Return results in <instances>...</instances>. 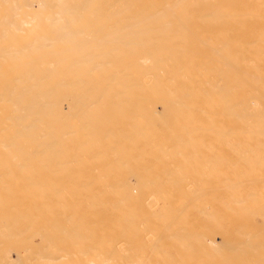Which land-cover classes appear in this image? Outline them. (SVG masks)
<instances>
[{
    "label": "bare ground",
    "instance_id": "6f19581e",
    "mask_svg": "<svg viewBox=\"0 0 264 264\" xmlns=\"http://www.w3.org/2000/svg\"><path fill=\"white\" fill-rule=\"evenodd\" d=\"M216 1L217 0H0V13L2 12V14H0V159L3 158V160H0V161H2V162H5V161L9 162L10 161L8 164L5 163L3 165L1 164L0 166H3V167H1L4 169V170L2 169L3 172L5 171V169H10L11 167H14V166H15V168H17V167L22 168V171H24L25 173L20 171L19 172L20 176L16 175V174H18L17 170L12 169L13 175H14V171H15L14 178L16 176L18 178L21 177V179L24 177L22 180H24V179L27 180L30 177L32 178V176L34 177L31 179L32 180L31 183L29 182L30 180L28 179L29 184H25L27 182L25 180H24L25 182L23 181L24 184H22V185H24V189H26L27 187L30 186L29 190L28 189L24 190V191L19 190V188L22 187L20 184L23 183L20 181L21 179L19 180L20 182L17 183V186L19 185L18 186V192H17V186L14 187V188H16L15 189L16 193L21 194L23 192L22 193V194H24L23 196L19 195L21 199H23L25 196H26V198L28 196L30 198V196H31V199H32V195L35 196L34 193H37L36 197L33 196L36 199L35 200L32 199V200H34L33 202L35 203V207H37V206H40V204L39 205L37 204L38 202L43 204L41 202L42 199H44L43 202L46 201V203H47V199L52 201V197H54L53 199L56 198L58 200L55 201V203L52 201V204L54 205V207L52 208L53 210L51 209L52 205H49V206H50V211L51 212L53 211V213L55 214L54 210L59 209L61 206V204L59 202V205H60V206L58 205L59 208L58 207L55 208V204L58 203V201H60L59 197L57 195L59 194V192L61 190H62L61 192H63L64 189H66L67 187L70 186V189L68 188L67 190H69L71 193V191H72L71 189H73V191H74V189L76 190L79 188V190H76L77 192L74 191L75 194L72 191V194L75 196L70 194L68 191L66 192V194L67 193L70 194V195L67 194L70 198L72 197L71 199L69 198L68 201H75V198H77V197L82 198V197L86 196L87 193L84 194L86 191L79 184V186L82 187V188H80L78 186V183H82V184L85 183L83 181L86 178H87L86 180L88 181V184H90L89 182H91V183L96 182L97 179H99V177H97L96 181L94 180L96 178V175H98V174L94 173L95 172V170H94L95 164L94 163L97 160L94 161V163L92 162V164H93L92 169L89 168L90 166L88 167V165H87L88 171L90 169V170H92L91 172L94 173V177H91L90 176V175H92L91 172L87 173L88 172L87 170H86V172L83 170L84 164L82 167H78L80 165L79 162L81 161V163L82 162L85 163L84 160L86 161V159L83 160L82 157H79L81 155L79 152L73 153V151H72L74 149L73 145H75V149H76L77 148L76 145L79 144V146L81 145V147H82V148L81 147L80 148L83 150L84 146H82V144L88 145V142L91 141L90 146H92L93 145L92 142L96 141L97 143H95V145H98L99 150H101V151L104 149L107 150V148H106L107 147L106 144L108 143L107 139H111V136L113 138L109 141L108 145H110V142H112L111 149L113 148L112 149L113 153L111 155H109V153H111V151L107 150V151H110V152H108L109 157H107V155L106 156L101 155L100 157L101 158L103 157V159H104V156L109 158L108 160L110 162L107 160V158L104 159V161L108 165L109 163H112L111 161L113 159L112 158L110 160V156L113 157V155H115V153H116V156L119 155V157L123 161L122 164L124 163L123 167H125L124 170L122 169L123 167L121 169L123 171L126 170L125 173L121 170L124 173V175L126 176V178H124V179H127L129 176H132L129 173H127V171H128L127 168L129 169L131 166L132 167L131 170L133 171V168H135V166L137 165V163L139 161L138 166H136V168H135V171H136L137 167L140 166L138 169V171L141 170V171H139L140 176L138 175L139 172H137L138 173L137 175L139 176V178L142 177L143 180H145L144 178L146 177V175H148V178L150 179V178H152L151 176L154 177L155 174L156 175L159 174V173H156V170H157V172H159L160 170H163V172L160 171V174L162 172L161 175H162V177H164L163 180H166L165 177L167 175H163V173L165 174L167 170H169V172H170L172 167H174V168H176V170L173 168V171L171 170L172 173L171 172H170L171 174L169 173V175L174 174V177L172 175L171 180L169 178L170 181L166 180L169 182L174 181L173 179H175L177 171L178 170L181 171V169H182V171H184V168L182 167L183 165L181 166V164L180 165H178V164L183 162L185 165L188 162V160L186 161V159H188V158H186V159L183 158L185 160V162H184V160H181L178 156L179 155L178 153H180L178 150V153L177 152H176V154H175V152L172 153V156H175V155L177 156L176 162L172 161V159H168V162H170L169 160H171L172 162L170 164H168L169 167L167 168L168 165L167 166L165 165L164 160H165V158L167 160V156L169 154L168 155L166 154L167 156L165 158L160 157V154H161L160 151L162 152L163 151L162 149H166V146L164 148V146H161V145L164 144L165 141H167L170 138L175 139L176 137L174 138V137L170 136V133L172 135V132L174 134V131L176 130L175 131V132H177L176 135H178V132H179L178 130H180L179 128L182 126H183L182 128H184V127H188L190 125V127H188L189 129H191L190 132L184 128L185 131L189 132L188 134H186L187 132H185V133L182 132V134H185L183 136H186V135L190 136L189 134H191V133L193 134L194 129H197V130L199 129L198 127L194 128L197 123H199L201 125L200 126L198 124L200 129L202 128L203 130H206V132H207L206 127L209 128V125L211 126V124H213V121L216 118V117H214L216 115H213V110L216 108V105H217L216 104L214 106L215 102H213L214 100L217 101L216 97H214L217 94H213V92H214V89H216L215 87L220 85V84L216 85L217 80L215 82V76L218 77L219 73H221V72L219 70L218 74L215 75V73H216L215 71H217L218 67L216 68L214 66V68L210 69L211 74H208V73H206L205 67L207 65H209L212 61H216V62L218 61L219 62V60H215L217 56L219 58H221V60L224 62V64L221 63V65L222 66L225 65V66H223L225 70L222 67L221 68L223 69L222 73H223V76L225 77L226 80L224 78H223V80L226 81L228 88H230L229 90H227L226 88L224 89V87H223V89H224L223 92L225 93L226 91L229 92L231 90L230 93L233 92L234 94H232V95H234V96H231V97H233V99L232 98L230 99L231 94L228 95L229 93L228 94L226 93L227 95H225L224 93L223 94L221 93L222 94L221 96H223V95L225 96V97L223 96L222 98H226V99H224V101L227 100L226 101L227 103L222 102L223 99H220L221 102L218 99V101L216 103L219 102L221 106H222L221 103H223L222 109L225 108V105H227V107L225 108L226 110H222L220 108L222 111L218 109V111L220 113L217 112L214 114L220 115V114H223V111H225L224 113H226L225 115L227 116L231 112L230 115L231 116L234 115L236 118H238L237 121L238 120H240V121L246 120V121H244V123L245 122L246 123L252 122L253 123L252 125H256L260 128H262V127L264 128V67L259 69L257 66H252V67L250 66L252 59L259 57L261 54H263L262 50L264 51V0H219V2L217 1L218 3ZM223 15H225L227 17L222 18ZM213 16H214L213 19H210V20L208 19V18L213 17ZM101 17H102V19H103V17H105V19L108 18L109 22H107L108 20L106 22H102V21L101 22H90L91 20L93 21V19H96V18L101 19ZM197 17H204V18L207 17V21H206V18L205 19L202 18L203 20H196L195 18H197ZM215 17L221 18L222 21H224L223 19H225L224 23L225 24L228 23V24H230V26L229 25H223L224 23L222 24L221 23L222 21L218 20L219 18L216 19ZM110 18H116V20L114 19L112 21V19H110ZM226 18L227 19L229 18L230 21L228 22V20ZM197 19H199V18H197ZM215 19L218 20L219 23L222 24V26L220 24H217L218 21H216ZM86 20H89V21L87 22ZM226 20H227V22H226ZM202 21H203V23H202ZM206 22L207 23L209 22V25H211V26L212 25L215 26V24H217L218 27L219 26L222 27L221 28L222 30L221 29L216 30V29H218V28H216L214 30L215 31L214 32L209 27V25H207ZM201 23H202V25L200 26ZM204 23H206V26L209 27L208 30L205 29L206 26ZM29 25H30V27L28 28ZM203 25H204V27H203ZM193 26H195L194 31L198 30V28H201L202 31L199 30L198 32L197 31L192 32L193 29L191 27H193ZM214 26H213V29L216 27V26L215 27ZM225 26H226V28H225ZM98 27H101V28H98ZM102 27H103V29H102ZM169 27L170 28L173 27L172 30L168 29ZM203 30L205 31V33L207 31L211 33L210 35L207 34V35H209V37L202 38V36H199L200 33L203 32ZM210 30H212L213 33ZM214 33L216 36H214ZM202 35H204V34H202ZM219 35H221V37H222L221 40L219 39L220 38ZM214 37L218 38L217 41H219V43L216 42V39H214ZM3 41H4V43H3ZM215 43L218 45L220 44V45L217 46V45H215ZM188 45L200 46V47H197L194 49H199V50L210 49L211 50V52L208 53V55H207L209 61L202 64L204 67L202 72L197 73L194 77V78H197L201 83L196 84L197 81H195L193 79V81H189L190 86L186 85V81H185V77L187 76L186 71H185L186 65H182V63L184 62V59H185L184 51H186V49H187L186 47ZM186 60H189V58L187 57ZM252 62L255 65H258V63H260L261 61L254 59ZM219 69H220V67H219ZM185 74H186V76H185ZM191 74H193L192 70H189L188 77ZM221 76H222V74L219 77H221ZM221 80L222 79H219L218 83ZM223 80L221 81V85L224 82ZM210 84L213 85L214 87L210 90H207ZM198 87L200 88V90L193 91L194 89H197ZM189 88H190V90H189ZM223 89H221V90H223ZM236 95H237V97H235ZM187 97H188V100H187ZM213 97L215 99H213ZM195 101L197 102L196 106H194ZM253 104L255 107L252 106ZM157 105H161V111H159L156 108ZM133 109H135V111H136V113L133 111V113H135L134 115H136L138 112L137 115L142 114L143 116L144 115L145 116L142 117V115H141V117L138 118L136 121L132 119L133 117L129 118L131 115H133L131 113V115L129 116V113ZM157 111H159V113H160L158 115H161L159 118L154 117L157 115V113H156V115L152 116V114L157 112ZM215 111H216V109H215ZM226 111H228V112L230 111V112L228 113ZM147 113H148V118L146 120V114ZM161 113H164V115H162ZM232 113H233V115H232ZM186 114L188 115V117H186ZM225 115L224 116L222 115V116L225 118ZM230 115L227 118H229ZM134 118H136V116H134ZM143 118H145V119L143 120ZM224 118L221 119L220 117H218L216 119H221L222 121H220V122H222L223 125H224V123L226 124V122H228L230 124V121H227V118H226V122H225ZM130 119H132V121ZM228 120H230V119H228ZM215 122L217 123L219 121L215 120ZM232 122L234 124L235 120L231 121V123ZM216 123L214 124V127L216 126ZM239 123H241V122H239ZM239 123L235 122V125L239 124ZM192 124H193V126H192ZM229 124H227V125L230 128V130L226 126L228 128V129H226L227 130L226 133H228L227 134L228 137H230V135L232 134V133L229 134L231 132V130L233 132V129H234L233 124H231L233 129L231 128V125H229ZM242 124H243V121H242ZM202 125H205V129H204V126H202ZM217 125H219V124H217ZM252 125H250L249 128H251ZM130 126L132 128H135L134 132H132V134H131V131L129 130L130 135H132V136H130V139L133 138V139H131V140H133V142L136 141V138L138 141V139L142 136L143 132L146 133V128H150L153 130L159 129L161 131V128L166 127L167 129H165L164 131L168 132L169 136H167L166 135L167 133H164L163 130H162L163 132L161 131V133L159 132V130H157L156 132L152 131V132H149L148 136H150V134L153 135V134L157 133V134H155V135H157V137H155V135H154L153 138H151L152 141H151V139L149 140L151 142H148V140L147 141L145 140V143L143 144L142 141L144 139H148V136L145 134L147 136V138H146V136L143 137L144 136V134H143V136L141 137L143 140L141 141V138H140V140L138 141L139 144L141 141V143L143 145L140 144V147H139V144L137 143V141L135 143H137L138 145L135 143H132V144L128 143L127 142L128 141V134L124 135L126 133L123 130H121V132L119 130L120 128L130 127ZM145 126H146V128H145ZM170 126H171L172 130L174 129V131H172L169 128L170 129V132H169L168 127H170ZM175 126H176V128H175ZM178 126H180V127L178 128ZM246 126H248V125L246 124ZM143 127H144L145 131L140 130V128L143 129ZM219 127L221 129V125ZM239 127H240L239 129H241L243 127V125L239 126ZM244 127H245V125H244ZM192 128H193V130H192ZM245 128H247V127H245ZM263 128H262V130L258 129L259 131H261L260 134L263 131L262 135H264V129ZM236 129H238L237 126H236ZM139 130L142 131V134L140 132H138ZM228 130L230 132H228ZM199 131H197V132H199ZM223 131H222V133H225V131L224 132ZM237 131H236V133H237ZM241 131L243 133H247L246 130H241ZM253 131H255V129H253ZM201 132H202V130H201ZM203 132L206 133L205 131H203ZM236 133L233 132V134H235V137L238 135ZM238 133H239V131H238ZM254 133L256 134V132H254ZM257 133H258V131H257ZM72 134H75V135H73L74 137L72 136ZM122 134L125 137L127 136V138L125 139V137ZM179 134H181V132ZM225 134H223V135H225ZM247 134H249L250 138L253 136V134H251V135H250V133H247ZM136 135H137V137H136ZM194 135H196L197 137L196 136L195 137L198 138L199 133L195 134V130H194ZM194 135H192L193 138H194ZM208 135L210 136L211 133L205 135L204 136L205 139H203V140H206V138H207V140L212 138V136L209 138ZM68 136H69V138H68ZM121 136L124 137L126 142L124 140H122L123 138L119 139V137H121ZM192 136L190 137L191 138L190 141L188 139V141H187L188 143L192 142V140L196 139V138L193 139ZM242 136L243 135H241V139L243 138ZM257 136H258V140L256 138V139H252V141L256 140L255 142H258L261 140L260 143L261 142L262 143L260 145H263L264 142L262 141V138H264V137H261L259 135H257ZM150 137H152V136H150ZM178 137H181V136L178 135ZM247 137H248V135H247ZM259 137H261V139H259ZM114 138H115V140H114ZM117 138L119 141L117 140ZM134 138H135V141H134ZM184 138H185V140H187V137H184ZM200 138H201V136H200ZM178 139H177V142H178ZM237 139H238V137H237ZM239 139H240V136H239ZM98 140L101 142L103 141V143L100 142V145H99ZM153 140H154V143H155V141H157V143H155L156 145L153 143ZM230 140L233 141L232 139H230ZM230 140H229V142H231ZM64 141L66 143L68 141L70 142L69 144L68 143L67 144L69 145V148L71 147L70 148L71 150L67 151L68 146L66 145V143ZM104 141H105V143L107 142L105 144V146H103L105 148L102 147V144H104ZM116 141H118L122 145L124 144L123 146H125V147L130 146V145H132L133 148L139 147L138 148L139 150L143 146L145 148L144 150L147 151L145 154H147L149 152L148 150L150 149L148 146L147 147L148 150H147V148H146L147 145L151 144L152 146H154V145L159 146L158 143L160 142L161 148L163 147L162 149L159 147H155V146L154 147H155V151L160 150L159 155H157V152H156V155L158 156L156 158L158 159L160 157V159H162L163 161H162V163H160L161 161L159 159H158L159 161H157V160L156 161L158 163H160L161 165L163 164L162 166H164V165L165 166L160 167L161 165L155 162V157L151 156L152 157L151 158L150 155H147L146 158L147 159L149 157L151 159L154 158L153 161L152 160L151 161L145 160L146 158L144 156V158L141 160L145 161L144 165H146V166L148 165L147 166L148 168L146 166H143L142 165L143 161L139 160L140 157H143V156H140L139 154L143 155L145 151L143 153L141 151L138 153V151H136L138 149L135 150V152H137L138 155L137 154L134 155L131 153L129 154V152L126 151V148L123 149V150H125L124 151L125 153H123L124 155L122 153L120 155V152L123 151L122 149L117 150L119 148H116V151L114 150L115 147L119 146L118 142H116ZM197 141L199 142L198 139H197ZM209 141H211V140H209ZM246 141H248V140H246ZM71 142L72 143L75 142L76 144L75 143L72 144ZM113 142L114 143L116 142L115 143L116 145H114ZM121 142H123V143H121ZM129 142H130V140H129ZM169 142H167V144H169ZM175 142H176V139H175ZM194 142H196V140ZM194 142L192 144L195 146ZM218 142H220V141H218ZM223 142H225V141H223ZM234 142H232V143L235 146L236 142L235 143ZM125 143H126V145H125ZM171 143H172V145H174L172 140H171L170 144ZM180 143H181V141L179 142V144ZM249 143H250V141H249ZM64 144L66 147L63 151V148H60V147L63 146ZM70 144H71V146H70ZM133 144H135V145H133ZM258 144H259V142H258ZM255 145H257V144H255ZM177 146H179V145H177ZM183 146H185V145H182V147ZM93 147H95V146H93ZM96 147H95V149H96L95 151L98 152L99 150ZM154 147H153V149H154ZM170 147L171 146L169 145V148ZM223 147H220V148L222 149ZM263 147L264 146H262V148H261L262 153H264ZM80 148H77L78 149L77 151H79ZM120 148H122V146ZM128 148H130V147H127V150H128ZM169 148H167V149L170 151L171 149H169ZM179 148H181V146ZM179 148L177 147V149H179ZM195 148H197V147L195 146ZM208 148H210V147H208ZM153 149H152V151H154ZM177 149H175V150H177ZM203 149L204 148L200 147V150L203 151ZM254 149L256 150V148H254ZM254 149L253 150L249 149V150L255 151ZM106 150H104V151L106 152ZM141 150H143V149H141ZM166 150L162 153V155H161L162 157H164L163 154L168 153L167 152L168 150L167 151ZM66 151H67V153H66ZM95 151H94V154H96ZM104 151H102V152H104ZM182 151L183 150H181V152ZM60 152H62V154H63V152L66 153L65 154L66 156L61 155L60 159H57L58 157H56V156H60V154H58ZM68 152H70V155L73 154V155H71V158H72V156L74 158L75 154H77V153L80 154V155L79 154L77 155V158L82 159V160H80V161L77 160L78 163L76 165H78L77 166L78 169L82 168L84 174L86 173L85 174L86 177L82 174L83 172L81 171V169L78 170L75 167L78 170V173H79V171H81L80 176H82V178H80V179H82L81 180L82 182L80 180H79V182H77L78 177H79V175L76 173L77 170L75 169L76 171H74V174H70L71 170L69 171L68 167L71 168V166H70L71 164L68 165V163L66 164V163L62 162L63 166H68L67 168H68L69 174H65V172L63 170H61L63 168L61 166L62 168L61 167H59V168H61L60 171H63V172L57 171L60 173L56 174V170H54V173L57 175L56 178H55L56 175L51 172L52 174H50V175L51 176L55 175L54 177L50 178V176H49V179H47L48 176L45 177V175H46L45 174V175H43V179L45 178L46 181L49 180V181H47L48 185H53V183L56 182L55 185L52 186L53 187L52 189H54V186H57L56 185L57 181H58L59 186L61 184L60 187H62V185H64V187H63L64 189L60 188V191L58 192V190H57V193L54 192L55 193L54 194L53 191H49L50 190L49 186L46 187L48 189L44 188L45 187L44 185H47V183L46 184L43 183L44 185L42 184L41 186H44V187H42V190L43 189L44 190L43 191L40 190V191H42L41 194L42 193L45 194L46 197L42 198V199L40 198L38 200V187H37V189H34V191L30 190V188L34 187V186H35L34 188H36V185L38 186V182L40 184V181L42 182L43 179L38 180V179L42 178L41 176H38V174H37L38 170H36V172H34L36 174L31 173V172H33L32 170L35 169L34 168L35 165L33 166V164H32L33 169L29 168L31 165L30 162L33 160H36V161H38V163H40L39 159L43 158L41 160V162L44 163L46 160L49 159L48 160L49 162L46 161L47 164H44L46 169L50 165V167L47 170L51 171L52 169H55V168L58 170L57 165L60 166L61 160H63L64 157L65 158L67 157V159H69L70 155L67 156L69 154ZM87 152L89 154L88 153L87 154L85 153V154L88 157L91 156L90 158H92V157L96 158L97 155H100V152L96 156H94L93 154L91 155V153L89 151H87ZM227 152H228V150H227ZM259 152H260V150L259 151L256 150L257 154ZM261 152L259 153V155L261 154ZM82 154H84V153H82ZM104 154H107V152ZM149 154H150V152H149ZM185 154L187 155L188 152ZM134 156L135 157L138 156L139 159H136L137 157L135 158ZM54 157L57 160H59V162H57L56 159H53ZM84 157H85V155H84ZM126 157H129V158H126ZM181 157H183V155H181ZM61 158H63V159H61ZM71 158H70L71 161L70 160H67V161L72 162L73 163L72 166L74 168V165H75L74 162H76V160L75 159L72 160ZM90 158H88V159H90ZM95 158H93V160ZM101 158H99V159L102 160ZM178 158H179V161H178ZM174 159H175V157H174ZM100 160H98V164H99ZM113 160H115V158ZM180 160H181V162H180ZM50 161H53L54 167L56 165L55 168H53V165L51 164ZM54 161H56L57 164L56 163L54 164ZM177 161H178V164L175 167V164L177 163ZM11 162H13V163H11ZM107 162H109V163H107ZM127 162H129L128 166H127ZM131 162L132 163L135 162L136 164L135 163L130 164ZM149 162H151L153 166L155 165L158 169L159 168H161V169H159V171H158V169L156 167H150L149 168ZM173 162L175 163L174 166H173ZM242 162H244V164L247 167L245 166V168H244V164H243V169L241 168V165H239V167H237V168L235 167L234 170H232L233 168L229 169L230 171L232 170L231 176L233 177L234 181L228 182V184H226V182L224 181L225 184H222L224 179L223 180L221 179L222 183H219V185L217 186L219 188L223 187L222 190H226V192H228V193H226V195L223 196L222 192H220L221 195L217 196L218 198L216 196H213L212 200H211V197H209L210 198L209 200L207 197L204 198L203 195L206 192L205 190H204L205 192L202 194L203 197L201 195H199L198 198L195 197L194 194H196L198 191L197 192L195 191L196 193H194V190H195L194 187L186 186L187 188L189 187V189L191 188L190 191H192V193H194L193 194L194 196L192 195V197H191L192 193H190V195H189L190 198L187 195L185 196L186 192L187 193L190 192V191H187V188H186V191H184V193H181V188H183V190H185L184 184L187 183L186 181L183 182L182 180H186L187 178L189 180L188 176L185 178L180 177V179L182 178L181 181L183 184L181 183V181L177 182L176 181L177 178L175 179V181L178 183V185L179 184L182 185L181 188L179 187L180 185L175 186L176 183H174V182L170 183V185L173 183L172 184L173 186L171 185L172 188L175 187V189H178V190L180 189L179 192L176 190V192L178 194L181 193V196H183L184 198L186 197L185 199L184 198H181V199L186 200L189 198L186 202L191 201L194 198L199 199V201H198L199 203L203 202V203H201L203 205L202 207L198 206V203H196L195 201L190 202V203H192V205H190V206L187 203H183V204L188 205L189 208L194 207V210L198 206V208L201 211L200 210L198 211L197 208H196V211L200 212V213L203 211L201 214L198 213V214H200L198 216L200 217L203 213H205L207 216V219L209 220L208 223H205V220L203 221L202 219H200L204 222V224H202L200 220L197 221L198 216L196 214V211H193V209H192V211L194 213L191 214L193 217L190 216V213L192 212V211L190 212V210H191L190 209L189 210L190 213L188 212V214H187L190 216V218L187 217V219H186L187 221L185 220L186 226L184 228H180V227L184 226L181 224L182 216L178 215V214L177 215L175 214V216H174V214H173L174 212L176 213L177 210L176 211H174L175 209L170 210V209H172V208H170L169 210L172 211V213L166 214L165 211H168L167 208H162V211L166 209L164 211L165 213H163L166 215L161 214L162 211L159 213V214H161L160 218H162V215H163V218H164V216H167V217L170 216L171 221L174 220L172 218L179 216L177 219L175 218V220H174V221H176L177 225L179 224L178 221H180V224H179L180 226L178 225L179 229L177 228L176 223L174 224V221L172 222L173 223L172 224V223H170V220H167L170 223V225L171 226L174 225L173 228L175 227V228H177V230L174 229L175 231L173 230V232L170 231V233H168V232L165 233L164 238L168 235L166 237L167 238L166 240L175 238L176 239V240H174L175 245L177 244V242H179L178 244L182 248V250L180 249L179 251H182V252H180L181 255L178 254V256H180L178 258H180V259L182 258L183 260H185V262H186L185 264H191L192 258H195V260H197L198 264H199V261H200V264H201V262H203L202 264H209V261L207 262V259L211 258V259H213V264H215L214 261L216 260V257L218 258V254H222L223 258H222V260L218 259L219 261L217 260L218 262L216 264H264V157L258 158V159L254 158V160L244 157ZM86 163H85V167H86ZM88 163H89V160H88ZM90 163H91V161H90ZM114 163L116 164V161ZM114 163H112V166ZM189 163L190 162H188V164ZM209 163H211V162H209ZM64 164H66V165H64ZM106 164L103 167L107 166ZM125 164L127 167L125 166ZM44 165L42 166L43 170L45 168ZM46 165H48V166H46ZM102 165H103V163H102ZM109 165H111V164H109ZM170 165L172 167H170ZM142 166H143V168H142ZM177 166H178V168L180 166L181 169L180 168L177 169ZM4 167H7V168H4ZM96 167H97V165H95V168ZM103 167H101V168H103ZM23 168L31 169V172H30V170H28L29 171L28 172L27 169L23 170ZM113 168L111 167V169H113ZM144 168H147V170ZM151 168H152V170L148 171ZM189 168H192V165ZM224 168H225V166H224ZM46 169H45V173H47ZM99 169H100V167L96 171L99 172ZM111 169L109 167L108 168L109 172L107 171V169H105L106 171L105 170L104 171H105V173L108 172L107 173L108 175H111V174L113 175L114 173H117V172H115L116 168H114L115 171L113 170L114 173H112V172L110 173ZM142 169L144 171L146 170L145 175H144V172ZM212 169H214V168H212ZM19 170H21V169H19ZM174 170H175V173H174ZM50 171H49V173H50ZM132 171H131V174L136 173L135 171H133L134 173ZM147 171H148V174H147ZM182 171H181V173H183ZM141 172H142V175H141ZM151 172H153V173H151ZM223 172H225V171H223ZM2 173L0 174V182L3 181L5 184L3 186V183H0V185H2V187H4V190H5L6 184L8 186H11V184L14 185V183H12V182L8 183V181L6 182V179L8 177L5 176V174H9L10 172L5 173V174L3 173L6 178H3L5 181L4 180L1 181V178L3 177V176H1V175H3ZM20 173H23V174L21 175ZM150 173L154 174V175H151ZM184 173H186V170ZM26 174H29L30 177H28L29 175L23 176ZM60 174L66 175V177H64V178L66 180L67 179L68 180L66 181L65 179H63L66 182H68L71 179L73 180V178H74V180L72 182L74 185L76 182L77 185H75L73 187L72 186L73 184L71 185L70 183H72V182H70V181L67 183L68 186H67V184H62L65 182L61 181L60 178L58 177V175L59 176H64V175H60ZM167 174H168V171H167ZM178 174H180V173L178 172ZM198 174H200V173H198ZM10 175L13 176L12 174H10ZM35 175H37L38 177H41V178H38L37 176L35 177ZM67 175H68V178H67ZM69 175H73L75 177H73V176L70 177ZM77 175H78V177H76ZM87 175H89L92 178V181L93 180L94 181L93 182L90 181V177ZM114 175L115 176H112V177L115 178V180L119 178L118 181L116 180L119 183V181L121 180L120 177L117 176L118 174L117 175L114 174ZM124 175H123V177H125ZM137 175L135 174L133 176V178H135V177L137 178L138 177ZM159 175L157 177L155 176V178H157V179L159 178L158 180L160 182L162 177H161V175L160 176ZM253 176L255 178H251ZM10 178H12V177H10ZM35 178H37V179H35ZM57 178H59V179H57ZM75 178H77L76 181H75ZM83 178H84V180H83ZM105 178L106 177H104V179ZM139 178H137V179H139ZM155 178H152V179L156 182L157 179L155 180ZM166 178L168 179V177H166ZM228 178H229V175H228ZM246 178L247 179L249 178V180L252 179L254 181V182L251 181L253 184L249 185L251 182L248 184L246 181L245 182L248 185H246L245 182L243 184V180H245ZM33 179L35 182H33ZM50 179H53L55 182L52 180H51L52 181L51 182ZM124 179H123V182L121 180V184L124 182H129L128 181L129 179L127 181H125ZM180 179H178V180H180ZM14 180L16 181V179H14ZM14 180H13V182H15ZM143 180L140 181L142 184H143ZM201 180H204V179H201ZM209 180H210V178H209ZM249 180H247V181H249ZM36 181H37V183H36ZM146 181H148L149 184H146L145 182L144 183L146 185L150 186L151 181H149V180H146ZM49 182L51 184H49ZM98 182L99 181H97V183ZM152 182H151V185H152ZM155 182H153V183H155ZM169 182H168V184H169ZM258 182H259V184H258ZM137 183L138 184H135V188H134L135 190L128 187L131 189L130 191H136L137 192V189L138 188L140 189V187H141L142 188L141 191H139V189H138L139 194L143 191H145L144 193H147V194H148V192H153V195H151V196L155 197L156 193L154 194V192L156 190L153 189L154 190L153 191L150 189L151 190L150 191L149 190L150 187H148V186H147L148 188H143V186L145 184L139 185L138 180H137ZM157 183L158 182H156V184ZM163 183H165L167 185V183L165 181H163ZM15 184H16V182H15ZM85 184H87V183H85ZM102 184H107V182L105 183V181H103V183L101 182V184L98 183L99 186H101ZM162 184H160V183H159V185L154 184V186L155 187L157 186L158 188H159V186H163V187L166 186V185L164 186ZM199 184H198V186L200 187L201 185H199ZM215 184L216 183H214V185L212 184L213 185L212 189L215 188ZM7 185H6V187H8ZM111 185H112V183H111ZM111 185L108 184L109 187ZM119 185H120V183H119ZM136 185L137 186L139 185V187L137 188ZM193 185H195V183ZM259 185H260V187H259ZM65 186H67V187L65 188ZM77 186H78V188H77ZM89 186H91V185H89ZM102 186L104 187L105 185H102ZM122 186H123V184H122ZM129 186H130V184H129ZM171 186H168V185L166 186L167 191H170L172 189ZM198 186L196 189H199ZM11 187L8 189H11ZM93 187L94 186L92 184V187H89V189L87 187L86 188H87V190H90ZM114 187L115 186H113V188ZM120 187H119V190L121 191L122 189ZM169 187L171 188L170 190H169ZM225 187L228 188V191ZM55 188L57 189V187H55ZM108 188L107 189L104 188V189L108 190ZM110 188H112V187H110ZM113 188H112V190H113ZM122 188H124V187H122ZM151 188H153V187L151 186ZM158 188H157V190H158ZM243 188H244V190H242ZM56 189H55V191H56ZM97 189H99L100 191L96 192L95 188H94V191H93V189H92V191H93V193L95 192L96 196L98 195L97 199L99 201H102L104 204V199L106 197L100 196V195L103 193L105 195L106 193H109L110 191L106 192V190H105L102 193L101 191L103 189L98 188V187H97ZM159 189H161V192H162L163 188L160 187ZM1 190H3V188ZM6 190H7V188H6ZM81 190L85 191L84 193L82 192L83 193L82 197L80 196V195H82ZM114 190L113 191L116 192L118 190V188H117V190L114 188ZM119 190H118V193H116V194H120ZM146 190H148V192H146ZM165 190L166 189H164L163 196L161 195V192H157V191L156 192H157V194L160 193L159 195H161L162 197H164V198L166 197L167 199L168 198L170 199V197H167V194H166L167 191L165 192ZM45 191L46 192L49 191L50 193L52 192L51 194L53 196L49 192H48V194H46ZM92 191L91 190L88 191L87 196L89 198H92V196H93L95 199L96 197L93 195ZM125 191L126 190L124 188V192ZM158 191H160V190H158ZM171 191H174V188ZM171 191H170V196H172V193H173ZM7 192H9V194H10L9 190L6 191V193L3 191V194L4 193L7 194ZM24 192H26L27 194L25 195ZM61 192H60V194H61ZM89 192H91L92 194L91 193L89 194ZM176 192L172 196V197H174V199L176 198L175 194L177 195ZM199 192H202V191H199ZM210 192H208V193H210ZM218 192H217V194L219 195ZM77 193L80 195H78ZM99 193H100V195H99ZM208 193H205V194H208ZM0 194H1V191H0ZM5 194H4V196H2V194L0 195V197H1L0 200L3 203V206L5 205L4 203L6 201L9 203L10 197H12L15 193H13V194L11 193L10 194L11 196H9V198L7 197L8 196L7 195L6 198H8V199L3 200V199H5L4 198ZM63 194H64V192L60 195L61 200L63 199L61 201L62 205H63V203H65V201L67 202L66 198H65L66 200L64 201V196L66 194L65 195H63ZM116 194H115V196L120 197ZM124 194L126 195L127 193L125 192ZM131 194H132V192H131ZM149 194H151V193H149ZM258 194H260L259 199H257ZM15 195H17V194H15ZM47 195H48V197H47ZM49 195L52 197L49 198L50 197ZM54 195H56L57 197ZM62 195H63V197H62ZM109 195L113 196L114 194L112 195V193L110 192ZM123 195L121 197H124ZM133 195L134 194H132V196ZM256 195H257V197H256ZM19 196H18V198H19ZM107 196H108V194H107ZM115 196H113V198ZM151 196H150V198H151ZM205 196H207V195H205ZM73 197H75V198H73ZM88 197H85V198H88ZM99 197L102 198V200L99 199ZM117 197H115V200H114L115 205L117 202L116 200L119 199ZM133 197L137 200V198H136L137 196L136 197L133 196ZM145 197L146 196L142 197L141 207L144 206L143 198H145ZM26 198H25V200H26ZM29 198H27V199H29ZM80 198H77V199L80 200ZM85 198H82L81 200L84 201ZM134 198H133V200H134ZM19 199L17 201H19ZM77 199H76V202H74V203L78 202ZM109 199L111 200L112 197L111 198L109 197ZM109 199L105 200V202L110 201ZM124 199H123V201H124ZM151 199H154V198H151ZM172 199H170V200H172ZM205 199H207V200L204 201ZM126 200H128L127 203L129 202L128 204H130V200L128 198V195L126 196ZM150 200H148V201H150ZM80 201H79V203H80ZM86 201H87V199L83 203L86 206H83L82 203H81V205L77 203L78 206L80 205L81 208H80V210H77V209H79V207L76 206V216H75V212H74L75 209L74 208H73V212H72V214H74V216L73 215L71 216V213H70L69 218H68V217H66L67 215L65 216V213L62 214L64 211L63 209L66 206V203H65V205H63V208L62 209L60 208L61 211L63 210L62 213H57L58 216H59V214L64 215L65 218L63 216L58 218V216L56 214L55 215L53 214L56 219L53 220L54 216H50V218L53 221H57V218H58V220H60L61 218H64V221L65 220L67 221L71 217L75 218V217H77V212H79V211L83 212V211H85V210H83L84 207L88 208L87 205L91 206V205H95V203H96V202H94V204H89V201H91V199L89 201H87L88 203ZM99 201L97 203L98 205L96 204V207L99 206V203H100ZM119 201H120V199H119ZM155 201L156 200H154V202ZM157 201H158V199H157ZM157 201H156V203H157ZM210 201L214 202L217 210H219L218 212H215V210L213 209L214 207L211 206V204H213V203H210ZM7 202H6V204H7ZM11 202H13L11 205V207H12L14 204V200ZM27 202H29V204H27L28 206L30 205L31 207H34L33 205H31L32 203L29 200H27ZM249 202L253 205L249 204L250 205L249 206L248 204H246ZM48 203H49V201H48ZM71 203L72 202H69L67 204L68 205L67 208L69 206H71L70 210H72V206L75 207V205H72L74 203H72V204ZM117 203H120V202H117ZM133 203H135V201L131 203L132 207L128 206L130 209L126 206V204L124 205V206H126V209L128 208V210H130L129 216L126 214H123L124 210H120V212L122 211V214L126 216L125 219H124V217L121 216L120 213H119L120 215H118L119 209L113 208V205L110 206L111 208L109 206L106 207V204H107L106 203L104 205V207L107 209V212L110 211L111 209H114V210L116 209L117 211L116 210L115 211H116V214L118 216H116V215L114 216L113 214H115V213L111 214V212H108V214L110 213L111 215H113L112 217H118L117 219H119V217H122L123 219L120 218L121 220H125L126 222H129L130 220L126 219L127 216H128V218L131 217L130 216L131 210L132 209L135 210V208L137 209V205H134V206H136L134 208ZM148 203L145 204L146 206H144L146 208L145 210H147V208L149 209V207H151V205H152L150 202L149 203L150 206L148 207L147 206ZM17 204H14L13 208H15L17 213H18L20 211L17 210V206H16ZM20 204H21V202H20ZM20 204H18V206ZM109 204L111 205V203H109ZM109 204H107V205H109ZM178 204L181 205V203H179V202H178ZM178 204H176L175 207H173V208H177L176 206ZM207 204H209L212 207V211L211 210L208 211L209 209H207V207H208ZM8 205L9 204H7L5 206H8ZM154 205H156V204L154 203L153 206ZM170 205L173 206V203L169 202L168 206H170ZM44 206H46V205H44ZM44 206H42V210H48L47 209L48 205H47V207H44ZM153 206H152V208H153ZM1 207H2V205L0 206V208ZM22 207H23V205H22ZM25 207H27V206H24L23 209ZM31 207H28L29 209L28 208H26V209H28V210L32 209L31 211L35 212V210H33L35 208H31ZM101 207L102 206H100L99 209ZM164 207H167V206H164ZM181 207L182 206H179V209ZM7 208H9V206ZM39 208L41 209V207H39ZM67 208H65L64 212H66ZM90 208H93V206L89 207V209ZM94 208H95V206H94ZM94 208H93V210H94ZM186 208H184L185 213H187V211L189 209V208H187V209ZM20 209H21V207H20ZM97 209H98V207H97ZM97 209H96V212H97ZM2 210L0 212H2ZM5 210H6V208H5ZM60 210H59V212H61ZM70 210L67 212V214L69 212H71ZM81 210H83V211H81ZM91 210L92 209H90L89 211L87 210L88 212H90L88 214L85 211L86 215H84V212H83V214L81 213V216L83 215V216H86L88 218L89 216H91L89 214H92V216L94 217L95 212L93 213V210H92V212H91ZM114 210H112V211H114ZM140 210H141V208H140ZM184 210L182 212L178 211V213L180 212V214H182V213H184ZM10 211L12 212L11 209H10ZM10 211H9V213H10ZM21 211H22V209H21ZM37 211L39 212V209ZM141 211L144 212V209H142ZM141 211L139 212L141 214L139 216V218H138V216H136L137 218L135 217L136 213L134 211L132 212L133 213L132 215L135 217L136 221H138V222L140 219H141L140 221L143 222L145 220L144 218L148 219V217L151 216L150 214H152L151 208L149 211L150 214L147 215L148 217L145 216L146 215L145 213L147 211H145L144 214H143V212L141 213ZM41 212H39V213H41ZM80 212H79V215H80ZM127 212L125 210V213H127ZM157 212H159V211H157ZM20 213H23V212H20ZM31 213H29V214H31ZM39 213H33V214L35 216H38V218H39L40 217V215H38ZM99 213L101 214V210ZM29 214H28V216H29ZM48 214L51 215L52 213H48ZM9 215L10 216H8L6 213H3V212L0 215V219L2 217V218H4L3 220L5 221V218H6L7 220H9V223H10V225L8 226L9 227L8 228V234L4 233L3 234L4 237L10 236V235H12V237H13L15 234V230L20 231L22 228V227L17 228L15 225L17 218L19 221H22L19 218L20 215H17V214L14 215V212L9 214ZM23 215L24 214H22V216ZM45 215H47V211H46ZM45 215H43V213H42V217L43 216L45 217ZM87 215H89V216H87ZM99 215L97 214V217H99ZM109 215H108V219H109L108 221L109 222H112L113 220L114 221L117 220L115 218H113V219L109 218ZM255 215H258L261 217V224H258V226L254 221ZM7 216H8V218H7ZM35 216L33 219H31L34 222L36 219H38ZM141 216L144 218H142ZM152 216H154V215L152 214ZM152 216L149 217V220L152 219L151 220L152 222L155 219H156V221H154V222H156V223H157V219H159L158 221H160L159 222L160 225H158L159 223L157 224V226H159L160 228H158L156 226L157 230L162 229L165 225L166 226L169 225V223L167 221H166V224H164V226H163V224L161 225L162 220H160V218H157L160 215L156 214L157 217L154 216L155 219H153ZM194 216H195L194 220H196L195 221L196 223H194V221H193ZM26 217L27 216L25 213V218L24 217H22V218L30 220ZM29 217H31V216H29ZM91 217H90V219H91ZM180 217H181V219L179 220ZM45 218H42V219H45ZM50 218H48V219L46 218L47 221L44 222V220H42V222H44L45 224L46 223L48 224L49 222L51 223V220H49ZM66 218H68V219H66ZM72 218L70 219V221H72V223H73V224L71 223L72 226L69 224L67 225L70 229V230L69 229L68 230L71 232L76 231L73 229V225H75L73 221L76 220V218L73 220H72ZM84 218L81 219L79 217L78 220L81 219L83 221L84 220L87 221V219H84ZM101 218H102V215H101ZM101 218L99 217L100 220H101ZM135 219L132 220L133 221L132 223H134ZM142 219H144V220H142ZM81 220L79 223L83 222ZM95 220H98V218L96 219V217H95V219L93 221H95ZM163 220L165 222V219H163ZM19 221H18V224H19ZM33 221H31V222H33ZM38 221H37V223H38ZM60 221H62V220H60ZM60 221H58V222H60ZM64 221H63V223L60 222V224L61 223L63 224V227H61V229L65 228L64 232L62 230V232L60 233V230H61V229H59L60 226H56L58 228V229L56 228V230L60 234H64L65 232H67L68 227L64 226L65 225ZM70 221H69V223H70ZM136 221H135V223H137ZM100 222L98 220V224H100ZM116 222L117 223L119 222V224L122 223V225L124 223L126 224V222H124V221L122 222V221L117 220ZM130 222H129V224H130ZM145 222L147 223V226H148L147 220H145ZM154 222H153V224H155ZM21 223L23 224L24 222H21ZM29 223H30V221H29ZM44 223H43L44 226L42 224H41L42 226L39 224L40 227H43V231H40L39 229H42V228H39V226L37 227V225H36V228H38V229H36V230H38L37 232L35 230L36 235L34 234L33 231L30 230L31 228L34 227L32 225L33 223H30L32 225V227H31V225L29 227H31V228H28L27 224H26L28 231L26 229L25 230L22 229L25 232L26 231L27 232H30V231L33 232V234L28 233L30 236L33 235V236H31V238H29L30 236L28 237V235L26 236L25 234H22L23 236L25 235L26 238H29V240L25 238V240H23V241L21 240V242H20V243L23 242V244H22L23 246L21 247V245H20V247L22 249L25 247L28 248V251H26L27 253L30 251V253L32 254L33 251L31 252V250L35 249V248H33V244H32L33 241L32 240H34V239H32V238H34L37 235H39L42 238V236L45 234L46 238L49 239L51 236V233H52L51 231H53V233L56 231L55 229H54L55 231L51 229L53 227L55 228V226L52 227L53 224L49 223L51 225L50 229H49V224L45 225ZM56 223L54 222V225H57ZM102 223L100 226L103 225ZM104 223H105V220H104ZM146 223H144V224H146ZM197 223H199V224L197 225ZM6 224L7 223H5V225ZM77 224H78V222L76 221V225L74 228H76L79 225V224L78 225ZM82 224L86 225L87 223L85 224L83 222ZM200 224H202V225L200 226ZM97 225L94 224V226H96V229L95 228L94 229L97 230V232L101 230L100 232H98V233H100L99 234L100 237H102L101 234H103V233L105 234V232H106L105 235H107L106 237H108V235L110 233H109L108 229H106L107 231L104 229V228H106V225L104 224L105 227L103 226L104 227L103 230H105V232H103L101 227H99V229H98ZM127 225H128V223L126 224L124 230L129 229L130 227L128 228V226H131V225H128V226ZM135 225L136 224H133L131 227L133 228V226L135 227ZM170 225H169V227H170ZM79 226H78V228H79ZM113 226H115L113 228H116V229H117V227H119L118 225L116 227V224L114 225V223H113ZM138 226H139V228H141V222H140V225H138ZM81 227H83V226L81 225L80 229H81ZM86 227H87V225H86ZM145 227H146V225H145ZM145 227H142V230ZM44 228L45 229L48 228L51 231H48V229L46 231H44L45 230ZM120 228H122L121 225H120ZM132 228L129 229V234L132 233V232L130 233ZM202 228L207 229V231H205L204 229L202 230ZM71 229H73V230H71ZM82 229H83L82 232L87 233L86 232L87 229H85V226ZM84 229H85V231H84ZM116 229L115 230L113 229V233H115V236L118 237L116 235V232L118 233L120 230L117 231ZM137 229L138 228L134 229L133 231H135L137 233V231H138ZM145 229H144V231H145ZM147 229H149V227H147ZM165 229H167V230H165ZM165 229H164L165 231H168L169 228L166 227ZM22 230H21V232H22ZM124 230L122 231V229H121V231H122V232L120 231L121 235H122V233H124ZM169 230H172V229L170 228ZM141 231H139V235H140L139 238L137 237L138 244H137V242L134 243V244H137L136 247L134 244L130 243L129 240H128V242H126L127 240L124 239L126 244H127V247H128L127 251H128L130 246L134 245L133 247L137 248V246L138 247L141 246L142 243L144 244L145 241H146V244H144V245H147L148 244L147 242L150 243V240L148 238L147 239L149 241L144 239V237L140 238V237L144 236L143 235L144 233H146V231L145 232L142 231V234H141L140 233ZM158 231H156V232L158 233ZM160 231H162V230H160ZM160 231H159V233H160ZM214 231L215 232L217 231V236H219L218 233L220 234V236L223 240V242H221L222 244H220L219 241L218 242L215 241V239H214L215 236L212 235ZM27 232H26V234H27ZM135 232H133L134 237H136L135 235H137V234H135ZM56 233L53 234V236H52L53 238L51 237V239H49L50 243H51V240L54 241V243L52 242L51 244H49V242H48V244L50 246L54 244L53 245V248H54L55 242L58 245L61 241H62L61 242L62 245H64V244L68 245L69 241L72 244L73 241L71 242V240H68L67 238H69V236L65 235V234H70V232L69 233L67 232L64 234L66 238L64 236H62V235L60 236L59 234H56ZM73 233H75V232H73ZM76 233H78V231ZM84 233H82V234H84ZM107 233H109V234H107ZM163 233L164 232H161L160 235H163ZM104 234H103V236H105ZM127 234H125V235L123 234L124 238L126 237ZM158 234H157L158 239L161 238L163 241V238H162L163 236L159 237ZM170 234H172V235L170 236ZM20 235H21V233H20ZM48 235H50V236H48ZM57 235L59 237H64L63 240H67L68 242L65 243V241H63V240L60 241V239H62V238L59 239V237L57 239H55L57 237ZM79 235H80V233H79ZM79 235H77V234L72 235V237L75 236L74 239L75 238L78 239ZM84 235H85V237H87L88 235H89V237H91L90 235L95 236V234H88V235L84 234ZM133 235L132 236L130 235V236L132 238H134ZM0 236L2 237V234ZM54 236H56V237H54ZM76 236H78V237H76ZM94 236L92 237V239L87 237L88 240H91V241L85 240L86 238H84V237H83L84 238L83 242L81 240L80 241L82 242V244L85 243L84 240L89 242V243L91 242V245L90 244L89 245L92 246V242L93 241L95 242L97 240V238H96V240L93 239ZM115 236H113V237L116 239ZM80 237H79V239H82ZM145 237H147V236H145ZM105 238H104L105 242H104V240L100 239L101 243H102V241L104 243L109 241V243H110L111 239L108 237V239L106 240ZM1 239H3V237ZM14 239H17V238L14 237ZM44 239L45 238H43V240ZM53 239L58 240L59 243ZM128 239H131V238L128 236ZM138 239H142L141 243H139ZM161 239L159 240L160 244L162 243ZM118 240L119 239H117V241ZM143 240H145V241H143ZM25 241L27 242L26 244H28L31 241L30 242L32 244L31 250H29V247L31 246V244L27 246L25 244ZM135 241H136V238L134 239L133 242H135ZM174 241H173V243H174ZM12 242H14V241H12ZM41 242H45V241L41 240ZM46 242L44 245L47 244ZM115 242H116V240H115ZM115 242H113V243H115ZM1 243L2 242H0V245H1ZM17 243H19V242H17ZM17 243L14 242V245ZM78 243H79V241H78ZM78 243L76 241V242H74L75 245L74 244H72V245H74V247H76V244H78ZM109 243L107 242L106 244H109ZM128 243L130 244L129 246H128ZM4 244H6V243H4ZM4 244L2 243V245H4ZM8 244H7V246H11V244L10 245H8ZM40 244L41 243H39V245ZM61 244H59L60 246L59 245L56 246V248L60 247V248L64 249L65 247H63ZM71 244H69V245H71ZM79 244L82 245L81 243H79ZM93 244H96V243H93ZM106 244L104 245L102 243V246L98 245V247H100L99 254L97 253L98 252L97 250H96L97 252L95 250L94 251L96 252V254L100 255V256L97 255L99 258L105 256L103 259H105V261L106 260L110 261L111 259H110V257H107V255H109L108 253L113 254L112 250L114 249L113 248L114 244H113V246H110V250L112 249L111 252H108L107 254L105 252L103 255L102 252L106 247H104V248H102V247L106 246ZM119 244L115 245V249L117 248L116 246ZM160 244H159V246H161L160 248H162L163 246L165 247V248L160 249L162 251L164 250L163 253L165 254L168 251V248H169L168 245L170 243H168V245L166 243H165V245H164V243H163V245H160ZM39 245H38V247H39ZM41 245H43V244H41ZM151 245L152 244H150V245L148 244L147 250H148V247H149V249H150V247H152ZM175 245L173 248H175ZM177 245H176V248L178 249ZM77 246L79 247V245H77ZM84 246L87 247L86 245H84ZM84 246L82 245V247H84ZM90 246H88L89 247L88 248L89 253L92 252L94 245L92 246L91 251H90V249H91ZM108 246L109 245H107L106 251L109 250ZM143 246H141V247L143 248ZM170 246L172 248L171 244H170ZM35 247L37 248V246H35ZM44 247L48 248V246H44ZM70 247L73 248L72 246H70ZM122 247H124V246H122ZM144 247L146 248V246H144ZM15 248H16V246H15ZM39 248H37L38 250L36 249L37 251L35 250L37 253L35 251L33 252V253H35V255L34 254H32L33 256L29 255L32 257H28L26 255V253H23V251H25V249H23V250L21 249V252L20 251L15 252V253H17L16 259L18 257L19 258L22 257V255L20 256V254L23 253V255L25 256L24 258H26V256H27L26 259L28 260V262H29L30 258H34L33 259V261L35 260L34 264H38V262H41L40 260H43L44 256L53 257L52 255L50 256V253H53V255H56V256L57 255L60 256V254H57L58 249L56 250L54 248V250H56V252L51 251V250H53V248L51 246V250L49 248V250L51 252H49V250L47 249L48 251H46V253H48V252L49 253L47 255L43 254L44 256H42V257L40 256L38 259L39 261L37 263H35L37 261V258H38L37 254H40L39 250H42L43 247L40 246ZM135 248H131V252L129 250L128 254L130 253V255H131L132 250H134ZM166 248H167V251L165 252ZM18 249L19 248L15 249L13 251H17ZM62 249H59L58 252L62 251ZM76 249L77 248H75V252H76V254H78V252H77L78 249L77 250ZM85 249H87V248H85ZM96 249H97V247H96ZM115 249L113 251H115ZM151 249H154V248L152 247ZM156 249H159V248H157V246H156ZM177 249H173V252H174V250H177ZM10 250H12V249H10ZM44 250H46V249H44ZM73 250H74V248H73ZM121 250H123V249L121 248ZM138 250L142 251L141 248L140 249L138 248ZM143 250H145V249H143ZM7 251H9V249ZM151 251H152L151 257H153V250H151ZM3 252H6V250L3 249ZM83 252H81V253H83ZM117 252L120 255L121 251L120 252L116 251V253H114L115 257H118ZM124 252L125 251H123V253ZM257 252L261 253V258L259 256V259H261V260H258V257L254 261H252V260L249 261L247 258H244V257H251L252 258L254 256V253H257ZM30 253H28V254H30ZM61 253H63V251ZM81 253H79V254H81ZM86 253H88V252H86V250H85V253L82 255L85 256ZM101 253H102V255H101ZM134 253H135V251H133V254H132L133 257L135 255ZM137 253L139 254V252H137ZM168 253L171 254V251H168L167 254ZM0 254H2V250H1ZM112 254H110V256H112ZM128 254H126V252H125L124 254H122L123 255L122 257L126 256L125 261H127V258H128V260L130 259L132 262V258L131 257L129 258ZM140 254H141V252H140ZM142 254L148 255L146 250ZM161 254L162 253H160V256H161ZM64 255H66V252H64ZM82 255H79V256H81V258H80L81 261L82 260L84 261L87 259L88 261L86 260L87 263H86V261H85V263L86 264L91 263L90 257L92 254L90 256H87V257H89V259L83 258ZM93 255H94V252H93ZM127 255H128V257H127ZM7 256H8L7 257L8 260H6L5 264H9V262L14 263L16 261V259H15V261L12 262L15 257L12 259V257H10L9 255H7ZM56 256L54 258H52V261L56 258ZM66 256L68 257V256H70V254L66 255ZM97 256H96V260L99 259ZM140 256L143 258V255H140ZM167 256L168 255H165V256L162 255L161 260L165 259L163 257L167 258ZM47 257H45L44 259L46 260ZM62 257H63V259H65L64 256H62ZM78 257L76 259L78 260V262H80L82 264V262L80 261V259H78ZM113 257H114V255L111 258H113ZM122 257H121V260H122ZM135 257H138V256H135ZM135 257H134V259H136ZM144 257H145V255H144ZM168 257L170 258V255ZM206 257H207V259L205 261H203L202 259H204ZM220 257H221V255H220ZM0 258H1V256H0ZM59 258L60 257H57V260ZM138 258H140V257H138ZM169 258H167V259H169ZM174 258H177V257H174ZM199 258H201V259L198 261ZM76 259L75 260L73 259V260L75 262H77ZM103 259H102V264L109 262V261L105 262ZM149 259H151L150 256H149V258H147V260H148L147 264L150 261ZM157 259L158 260L160 259L159 255H158ZM252 259H254V257ZM1 260H3V259L1 258L0 262H1ZM19 260H17L16 263L19 264L20 263ZM45 260H43V261H45ZM136 260L138 261V259H136ZM152 260H153V258H152ZM152 260L150 261V263L153 264L154 262ZM158 260H156V261L157 262L161 261V260H159V261ZM183 260H181V262ZM47 261H48V263H47ZM47 261L45 262V264H49V261L51 262V259L49 258ZM54 261H56V260H54ZM60 261L62 264L63 263L62 258L59 259V264H60ZM92 261H94V260H92ZM135 261L133 263L137 264V261H136V263H135ZM144 261H145V259L140 261V262L141 263L143 262L144 264H146V262H144ZM174 261H177V259H175ZM3 262H5V261L3 260ZM3 262L0 264H3ZM21 262H22V260H21ZM75 262L73 264H77ZM96 262H92L91 264H93V263L96 264ZM113 262H116V261H113ZM118 262L119 263L121 262L119 257H118ZM166 262H168V261H166ZM181 262H179V263H181ZM194 262H196V261H194ZM204 262H207V263H204ZM16 263H14V264H16ZM99 263L101 264V261ZM133 263H130V264H133ZM141 263H139V264H141ZM174 263L177 264L176 262H174ZM39 264H41V263H39ZM64 264H65V261H64ZM66 264H68V262H66ZM108 264H110V263H108ZM113 264H115V263H113ZM123 264H125V263L123 262ZM166 264H168V263H166Z\"/></svg>",
    "mask_w": 264,
    "mask_h": 264
},
{
    "label": "rangeland",
    "instance_id": "374dc122",
    "mask_svg": "<svg viewBox=\"0 0 264 264\" xmlns=\"http://www.w3.org/2000/svg\"><path fill=\"white\" fill-rule=\"evenodd\" d=\"M217 1L219 2V0H217ZM217 1H216V2H217ZM218 2H217V3H218ZM0 14H2V12H1ZM214 16H215V15H214ZM214 16H213V17H210V18H208V19H209V20H210V19H213ZM225 17H227V16H225V15L222 16V18H225ZM86 18H87V17H86ZM89 18H90V17H89ZM89 18H88V19H89ZM197 18H199V19H197ZM197 18H195V19H196V20H203L202 18H204V17H197ZM205 18H206V21H207V17H205ZM205 18H204V19H205ZM215 18L217 19V18H219V17H215ZM99 19H100V18H96V19H93V21L91 20L90 22H101V21H102V22H106V21L108 20V18L105 19V17H103V19H102V17H101L100 20H99ZM110 19H112V21H113L114 19L116 20V18H110ZM216 19H215V20H216ZM226 19H227V18H226ZM218 20H221V21H222L221 18H219ZM218 20H216V21H218ZM223 20L225 21V19H223ZM227 20H228V22L230 21L229 18H228ZM227 20H226V22H227ZM86 21L88 22L89 20H86ZM112 21H111V22H112ZM224 21H222L221 23L223 24ZM107 22H109V20H108ZM202 23H203V21H202ZM202 23L200 24V26L202 25ZM206 23H207V22H206ZM206 23H204L205 26H206ZM93 24H94V23H93ZM217 24H220L219 21L217 22ZM217 24H215V26H216ZM222 24H220V25L222 26ZM89 25H90V24H89ZM207 25H209V22L207 23ZM223 25H229V26H230V24H228V23H227V24L224 23ZM213 26H214V25H212V26L209 25V27H210L213 31H214L216 28H218V29H216V30H219V29L222 28V27H220V26L218 27V25H217L216 27L214 26L215 28L213 29ZM29 27H30V25L28 26V28H29ZM194 27H195V26L191 27V28L193 29L192 32L194 31ZM198 27H199V26H198ZM203 27H204V25H203ZM203 27H202V28H203ZM206 27H207V26H206ZM206 27H205V29L208 30L209 27H207V28H206ZM223 27H224V26H223ZM227 27H228V26H227ZM93 28H94V27H93ZM95 28H96V27H95ZM98 28H101V27H98ZM104 28H105V27H104ZM106 28H107V27H106ZM172 28H173V27H171V28L169 27L168 29H171V30H172ZM225 28H226V26H225ZM26 29H27V28H26ZM102 29H103V27H102ZM205 29H204V30H205ZM199 30H201V28H198V30H195V31L198 32ZM204 30H203L202 33L199 32V33H200L199 36H202V38L209 37V35H210L211 33L208 32V31L205 33ZM212 30H210V31H212ZM221 30H222V29H221ZM195 31H194V32H195ZM201 31H202V30H201ZM213 31H212V33H213ZM214 32H215V31H214ZM202 34H204V35H205V34H206V35L209 34V35H207V36L205 35V36H204V35H202ZM214 36H216L215 33H214ZM219 36H220L219 39L221 40L222 37H221V35H219ZM214 39H216V42L219 43V41H217V40H218L217 37H216V38L214 37ZM3 43H4V41H3ZM215 45L219 46L220 44L218 45V44L215 43ZM197 47H200V46H190V45H188V46L186 47L187 49L185 48L186 51H184V53H185V59H184V62L182 63V65H186V70L184 69V70L186 71V74H187V76H186V74H185V76H186V77H185V81H186V85H189V86H190L189 81H193V79H194L195 81H197L196 84L201 83L197 78H194V77H195V75H196L197 73H201V72H202V70H203V68H204L202 64H204L205 62L209 61L207 55H208V53L211 52L210 49H203V50L194 49V48H197ZM248 51H249V50H248ZM262 52H263V54H261L259 57L254 58V59H256V60H260L261 62L258 63V65H255V64L252 62L254 59H252V61H251V63H250V66H251V67H252V66H257L259 69H261V68L264 67V51L262 50ZM255 53H256V52H255ZM217 55H218V54H217ZM187 57L189 58V60H186ZM215 60H219V62H220V61H221V62L219 63L218 61H217V62H216V61H212L209 65H207V66L205 67V68H206V73L211 74L210 69H211V68H214V66H215L216 68L218 67L217 71H215V72H216L215 75L218 74V71L220 70L221 73H219V76H220L221 74H222V76L219 77V76L217 75L219 78L215 76V82H216V80H217L216 85H217V84H220V85H221V81L223 80V78L225 79V77L223 76V73H222V72H223V69H224L223 66H225V65H223V66L221 65V63L224 64V62H223V61L221 60V58H219L218 56L216 57ZM217 65H218V66H217ZM219 67H220V69H219ZM221 67H222L223 69H222ZM216 68H215V69H216ZM189 70H192V73H193V74H191V75L188 77ZM224 70H225V69H224ZM216 78H217V79H216ZM219 79H222V80L218 83ZM225 80H226V79H225ZM225 80H223V81H224V82L222 83L223 86H222V85H221V86L219 85L221 88H220L219 86L215 87L216 89H214V92H213V94H217V95L214 96V97H216L217 101H218V99H219V101L221 102L220 99H223L222 102H224V103H225L227 100L224 101V99H226V98H222L224 95H223V96H221V95L224 93L223 91H224L225 88H226L227 90L230 89V88H228L227 83H226ZM196 84H195V85H196ZM213 87H214V86L210 84L207 90H210V89H212ZM223 87H224V89H223ZM217 88H218V89H217ZM221 89H223V90H221ZM189 90H190V88H189ZM195 90H200V88L198 87L197 89H194L193 91H195ZM220 90H221V91H220ZM230 91H231V90H230ZM230 91H229V92L226 91L224 94H225V95H227L228 93H229L228 95L231 94V95H230V99H231V98L233 99V97H231V96H234V95H232V94H234V93H233V92L230 93ZM221 93H222V94H221ZM226 93H227V94H226ZM240 93H241V92H240ZM218 96H219V97H218ZM214 97H213V99H215ZM217 97H218V98H217ZM224 97H225V96H224ZM235 97H237V95H236ZM187 100H188V97H187ZM217 101H215V100L213 101V102H215V103H214V106L217 104V105H216V108H215L216 111H215V109L213 108V109H214V110H213V115H216V116H214V117H216V118L220 117L221 119H223V118H224L223 116L226 114V113H224L225 111H223V114H220V115L214 114V113L219 112L218 109L221 110V109H222V106H223V103H221V104H222V106H221L219 102L216 103ZM226 103H227V102H226ZM196 105H197V102L195 101V102H194V106H196ZM218 105H219V106H218ZM220 106H221V107H220ZM252 106H254V104H253ZM226 107H227V105H225V108H226ZM254 107H255V106H254ZM156 108H157L159 111H161V105H157ZM220 108H221V109H220ZM225 108L222 109V110H226ZM157 109H156V110H157ZM222 110H221V111H222ZM229 110H230V109H229ZM133 111L136 113L135 109H133V110L129 113V116L131 115V113H132L133 115H131L129 118H132V117H133L132 119L136 121L138 118L141 117L142 114H141V115H137V114H138V112H137V114L134 115L135 113H133ZM159 111L153 113L152 116L156 115V113H157V115L154 116V117H156V118L158 117V118H159V117L161 116V115H158V114H160ZM231 111H232V110H231ZM226 112H228V111H226ZM229 112H230V111H229ZM229 112H228V113H229ZM219 113H220V112H219ZM219 113H218V114H219ZM221 113H222V112H221ZM121 114H122V113H121ZM123 114H124V113H123ZM161 114L164 115V113H161ZM230 114H231V112H230ZM230 114H229V115H230ZM222 115H223V116H222ZM229 115H227V116L225 115V118H224V119H225V120H224L225 122H226V118H227ZM232 115H233V113H232ZM134 116H136V118H134ZM144 116H145V115H144ZM144 116L142 115V117H144ZM120 117H121V116H120ZM186 117H188L187 114H186ZM222 117H223V118H222ZM233 117H234V118H233ZM147 118H148V113L146 114V120H147ZM216 118H215V120H217V121H219V122L216 123L215 120H214V121H213V124H211L212 127H211L210 125H209V128L206 127L208 133L206 132V130H203L202 128L200 129V127L198 126L199 123H197V124L195 123L197 126L195 125L194 128H196V127L199 128L198 130H197V129H194V130H195V134H196V133H197V134L199 133L198 138H196L197 136L194 135V130H193V128H192V130H193V134H192V133H191V134L194 135V138H196V139H194L193 136H192L191 134H189L190 136H188V135L183 136V135H185V134H182V132H184V133L187 132V131L190 132L191 129L188 128V127H190V125H189V126L187 125L188 127H184L187 131H185L184 128H182L183 126H182V127H180L181 125L178 126V128L180 127V128H179L180 130L177 129V130L179 131V132H178V135H180L181 137L183 136V137H182L183 139H182L181 137H178V135H176L177 132H175L176 130L174 131V129H173V130L171 129V126H172V125H171L170 127H168V129L170 128L172 131H174V134H173V132H172V135H171V133H170V136H172V137H174V138L176 137V138H175V139H176V142H175V139H171V138H170V139H168L167 141H165L164 144L161 145L160 142H159V143H158L159 146H158V145L155 146V145H156L155 143H157V141H155V143H154V140H153V143L155 144V145H154L155 147H159V148H161V146H164V148H165V146H166V149L169 148V145L172 147V148H171V147L169 148V149H171L170 151H169L168 149H167L168 151H167L166 149H162L163 147L161 148V149L163 150L162 152L159 150L160 153H161V154H160V157H161V158H165V157L169 154V155L167 156V160H166V158H165V160H164L166 166H167L168 164H170L172 161L176 162V158H177V156H176V155H175V156H172V153L175 152V154H176V152L178 153V150H179V152H180V153H178V154H179L178 156H179V158H180L181 160H184V159L188 158V159H186V161L188 160V162H190L189 164H188V162H187L185 165H184L183 162H182L183 164H182V163H179V164H178L179 158H178V161H177L176 164L173 162V166H174V164H175V167H176L177 164H178V165L181 164V166L183 165L182 167L184 168V171H182L181 167L179 166V168L181 169V171H182L183 173H181L180 170L177 171L176 176H175V179L177 178V180H176L177 182H178V181L180 182L181 179H182L183 177H184V178L187 177V176L189 177V180H188V178H187L186 180H182L183 182H184V181L187 182V183L185 182L186 184H184V186H185L184 189H185V190H183V188H181L182 185H180V184H179L180 186L178 185V183L175 181V179H173L174 181H171V182L176 183L175 186L178 185V186L181 188V193H184V191H186V188H187L186 186L194 187V188H195L194 193H196V192L198 191L196 194H194V193H192V191H190L191 188L189 189V187H188V188H187V191H190V192H188V193L186 192L187 194L185 193V196H186V195L189 196L190 193H192V194H191V197H192V195L194 194L195 197L198 198V196H199V195L202 196V194H203L205 191H206L205 193H208V192L211 191L210 193H208V194H205V193H204V195H203L204 198L207 197L208 200L210 199L209 197H211V200H212V199H213V196H216V197H217V196H220V195H221L220 192H222V194H223V196H224V195H226V193H228V192H226V190H222L223 187H222V188H221V187H220V188L217 187V186L219 185V183H222L221 179H222V180L224 179L222 184H225L224 181L226 182V184H228V182L234 181L233 177L231 176L232 170H234L235 167H236V168L239 167V165H241V168L243 169V164H244V162H242V161H243V158H244V157H245V158L252 159V160H254V158L258 159V158H262V157H264V153L261 152V151H262L261 148H262V146H264V143H263V145H260V144L262 143V142L260 143L261 140L258 141L259 144H258V142H255L256 140H253V141H252V139H256V138H257V140H258V136H257V135H259V136H261V137H264V135H262V134H263V131H262L261 134H260L261 131H259V130H262L263 127L260 128V127H258V126H256V125H252V124H253L252 122H251V123H250V122H247V123L245 122V123H244V121H246V120H241V121L238 120V121H237L238 118H236L234 115H233V116L230 115V117L227 118V121H230V124H229L228 122H226V124L223 122V123H224V125H223L222 122H220V121H222V120H221V119H216ZM132 119H130V120L132 121ZM141 119H142V118H141ZM144 119H145V118H143V120H144ZM228 119H230V120H228ZM233 119H234L235 122H237V123L241 122V123H239L240 125H239V124H236V125H235V122H234V124H233V122L231 123V121H234ZM242 121H243V124H242ZM215 123H216V126L214 127V124H215ZM203 124H204V123H203ZM217 124H219V125H217ZM227 124H229V125L233 124L235 130L233 129L232 125H231V128L233 129V132H234V133H236V131L240 128L239 126H242V125H243V127H242L241 129L238 130L239 133H238V131H237L236 134H238V135L235 137V134H233L232 130H231V132L229 131L230 128L228 127ZM246 124H247L248 126H246ZM199 125H200V124H199ZM220 125H221V129H220V127H219ZM244 125H245V127H247V128H245ZM250 125H252L253 128H252V127L249 128ZM192 126H193V124H192ZM192 126H191V127H192ZM200 126H201V125H200ZM202 126H204V129H205V125H202ZM226 126L229 128V130H228V132H230L229 134L232 133V134H231L232 136L230 135L231 138L228 137V135H227L228 133H226V132H227L226 129H228ZM236 126L238 127V129H236ZM172 127H173V126H172ZM145 128H146V126H145ZM163 128H164V129H163ZM163 128H161V131H162V130L164 131L165 129H167L166 127H163ZM175 128H176V126H175ZM243 128H244V129H243ZM134 129H135V128H132L131 126H130V127H123V128H120V129H119L120 132H121V130H123V131L126 133V134H124V135H127V134H128V141H127V142L130 143V144L135 143V142L137 141V138H136V141H135V138H134V141H135V142H133V140H131V139H133V138L130 139V136H132V135H130L129 130L131 131V134H132V132H134ZM137 129H138V128H137ZM137 129H136V130H137ZM143 129H144V127H143ZM143 129L140 128V130L145 131V129H144V130H143ZM170 129H169V132H170ZM188 129H189V130H188ZM253 129H255V131H253ZM258 129H259V130H258ZM263 129H264V128H263ZM140 130H139L138 132H140V133L142 134V131H140ZM157 130H159V129H157ZM157 130H153V129H150V128H146V133L143 132L144 136H143V134H142V136H143V137H145L146 135L148 136L149 132H152V131H153V132H156ZM196 130H197V131L200 130V131L197 132ZM201 130H202V132H201ZM219 130H220V131H219ZM221 130H222V131L224 130L226 134H225V133H222ZM241 130H246L247 133H250V135L253 134L254 132H256V134L254 133L253 136L250 138V137H249V134H247V133H243ZM251 130H252V131H251ZM256 130L258 131L259 134L257 133ZM123 131H122V132H123ZM161 131L159 130L160 133H161ZM163 131H162V132H163ZM203 131H205L207 134H210V133H211L210 136L208 135L209 138L212 136V138L209 139V140H211V141L207 140V138H206V140H203V139H205L204 136L207 135V134L204 133ZM224 131H223V132H224ZM240 131H241V132H240ZM248 131H249V132H248ZM250 131H251L252 133H251ZM120 132H119V133H120ZM138 132H137V133H138ZM180 132H181V134H179ZM189 132H187L186 134H188ZM191 132H192V131H191ZM209 132H210V133H209ZM164 133H167L166 135L169 136V135H168V134H169L168 132H165V131H164ZM120 134H121V133H120ZM138 134H139V133H138ZM145 134H146V135H145ZM155 134H157V133H155ZM155 134H153V135L150 134V136H152V137L148 136V139H144V140L141 138V137H142V136H141V137H140V138H141V141L143 140V141H142L143 144L145 143V140H146V141L148 140V142H151V141H152L151 138H153V136H154ZM203 134H204V135H203ZM217 134H218V135H217ZM223 134H225V135H223ZM73 135H75V134H72V136H73ZM122 135H123V134H122ZM124 135H123V136H124ZM173 135H174V136H173ZM241 135H243V136H242V137H243L242 139H241ZM247 135H248V137H247ZM147 136H146V138H147ZM191 136H192V138H193L194 140H192V142H189V143H188L187 141H188V139H189V141L191 140V138H190ZM195 136H196V137H195ZM200 136H201V138H200ZM221 136H222V137H221ZM233 136H234V137H233ZM239 136H240V139H239ZM73 137H74V136H73ZM124 137H125V136H124ZM124 137L121 136V137H119V139H122V138H123L122 140H124V141L126 142L125 139L127 138V136L125 137V139H124ZM136 137H137V135H136ZM155 137H157V135H155ZM184 137H187V140H185ZM188 137H189V138H188ZM203 137H204V138H203ZM214 137H215V138H214ZM237 137H238V139H237ZM261 137H259V139H261ZM68 138H69V136H68ZM95 138H96V137H95ZM98 138H99V137H98ZM105 138H106V137H105ZM112 138H113V137L111 136V139H112ZM140 138L138 139V141L140 140ZM178 138H179V139H178ZM229 138L232 139L233 141H231ZM245 138H246V139H245ZM111 139H107V140H108L107 142L109 143V141H110ZM150 139H151V141H149ZM177 139H178V142H177ZM197 139L199 140V142L197 141ZM220 139H221V140H220ZM223 139H224V140H223ZM102 140H103V139H102ZM114 140H115V138H114ZM117 140H118V138H117ZM129 140H130V142H129ZM171 140H172V142H173L174 145H172V143L170 144ZM195 140H196V142H194ZM213 140H214V141H213ZM229 140H230L231 142H229ZM243 140H244V141H243ZM246 140H248V141H246ZM98 141H99V140H98ZM118 141H119V140H118ZM118 141H116V142H118ZM120 141H121V140H120ZM124 141H123V142H124ZM138 141H137V143H138ZM141 141H140V144L143 145V144L141 143ZM169 141H170V142H169ZM180 141H181V143H180L181 145L179 144ZM200 141H201V142H200ZM206 141H207V142H206ZM218 141H220V142H218ZM223 141H225V142H223ZM234 141L236 142L235 146H234L233 143H232V142H234ZM240 141H241V142H240ZM249 141H250V143H249ZM262 141L264 142V138H262ZM64 142H65V141H64ZM64 142H63V143H64ZM75 142H76V141H75ZM75 142H73V143H75ZM90 142H91V141H90ZM90 142H88V145H87V144H84V145L82 144V146H84V147H83V150L81 149V148H82L81 145H80V146H79V144L76 145L77 148H80V147H81V148L79 149V151H77L78 149H77V148L75 149V145H73V146H74V149L72 150L73 153L79 152L81 155H80L79 153H77V154H75L74 158H73V156H72V158H71V155H73V154L70 155V152H68L69 154H68L67 156L70 155V156H69V159H67V157H66V158L64 157V159L61 158V159H63L64 161L61 160V162H60V166L57 165L58 170L55 168L56 165H55V167H54V165H53V161H50V162H51V164L53 165V168H55V169H52L51 171H50V170H47V169L50 167V165H49V167L46 169V167H45L44 164H47V162H49V161H48L49 159L46 160L47 162L44 160L45 162L43 163V162H41V160H42L43 158H42V159H39L40 163H38V161H36V160H33V161L30 162L31 165H30L29 168L33 169L32 164H33V166L35 165V166H34L35 169L32 170L33 172H31V169L26 168L27 171L30 170V172H31L32 174H36V173H34V172H36V170H38V173H37V174H38V176H41L42 178H41V177H38L37 175H35V177L37 176L38 178H41V179H38V180H42V179H43V175H45V174H46L45 177L48 176L47 179H49V176H50V178H51V177H54L56 174H58V173H60V172H63V171L65 172V174H69V171L71 170V171H70V172H71L70 174H74V171H76V170L78 169V167H82L83 164H84V166H83V170L86 172V170L88 171V169H87V165H88V167L90 166L89 168L92 169V167H93L92 162L94 163V161L97 160V161L94 163L95 165H97V167L95 168V165H94V170H95V172H94V171H93V172H94L95 174H98V175H96V178H95L94 180L96 181L97 177H99L100 180L97 179V181H99L98 183L101 184V182L103 183V181H105V183L107 182V184H102V185H105V186L103 187V186L101 185V186H102V187H101V186L98 185L97 181H96V182H93L94 180L92 181V178H91V177H94V173H92V172H91L92 170H90V169H89V171H88L87 173L91 172L92 175H90L91 177H90L89 175H87V176L90 177V181H92L93 183L89 182L90 184H88V181L86 180L87 178L85 179L86 181L84 180V178L86 177V175H85L86 173L84 174L82 168H79V169H81V171L83 172L82 174L85 176V177L83 176V177H84V178H83V180H84L83 182H85V183H87V184H85V183H83V184H82V183H78V186H79V184H80V186H82L83 189H84L86 192L83 191V190H81V194H82V195H80V194H78V193H77V194L80 195V196L82 197L84 192H85L84 194H86V193L88 194V191H90V190L92 191V189H93V191H94V188H95V191H96V192H99L100 190L97 189V187L103 189V190L101 191V192L103 193V191H105V190L109 187L108 184L111 185V183H112V185H111L110 187L113 188V186H115L114 188H115L116 190H117V188H118V190H119V187L121 186L120 188H121L122 190H121V191L119 190V192H120L121 195H120V194H116V193H118V190H117L116 192H114V191H115L114 188H113L114 191H113L112 188H110V187L108 188V190H106V192L110 191V192L112 193V195L114 194L113 196H115V194L118 195V196H120V197H117V196H115V197H117V198L120 199V201H119V199L116 200V201H117V202H120L121 204L116 202V205H115V201H114V200H115V197L113 198V196L109 195L110 192H109V193H106L105 195H104V193L101 194V195H100V193H99L100 196H105L107 199H109V197H110V198L112 197V199H111V200L109 199L110 201H108V202H105V200H107V199L104 197V198H105V199L103 198V199H104V204H103L102 201H99V200L97 199V198H98V195L96 196V195H95V192L93 193V191H92V193H93V195L96 197V198H95L96 200L94 199L93 196H92V198H89V197L87 196V194H86V196L82 197V198L88 197L89 199H88V198H85V200L87 199V201H89V200L91 199V201H89V204H94V202H96L95 205H91V206L87 205L88 208L84 207V209H83V210H85V211L87 212V214H88V213H90V212H88V211H89L90 209L93 210V208H94V206H95V208H94V210H93V213L95 212V213H94L95 216L93 217L92 214H89V215H91L92 217L89 216V215H87V216H89V217L87 218L86 216H83V215L81 216V213L83 214V212H84V215H86V214H85V211H83V210H81V211H83V212H80V211H79V212H80V215H79V212H77V217H75L76 220H74L73 222H74V224L76 225V221H77L78 224H79L80 226L82 225L83 227H81V229H80V226L77 224V225L79 226V228H78V226H77L76 228H74L75 225H73V229L76 230V231H72V232L69 231L70 229H69V227H68L67 225H68V224L71 225L72 221H70V219H71L72 217H71L70 219H68V218H69L70 213H71V216H72V215L74 216V214H72V212H73V208L75 209L74 212H75V216H76V206L79 207V209H77V210H80V208H81L80 205H81V203L83 204L85 200L83 201V200H81L82 198L77 197V198H80V200H81V201H80V200H78L77 198L73 197V198H75V201H68L69 198H70L68 195L72 194L73 189H71L72 191H71V193H70V191L67 190L68 188L70 189V186L67 187V186H68L67 183H68L69 181L72 182V181L74 180V178H73V180L70 178V177L73 176V175H69V176H70L69 178H70L71 180H69L68 182H66L68 179L66 180V179L64 178V177H66V175H64V174H60V175H64V176H59V175H58V177L60 178L61 181H64L63 179L66 180V181H64L65 183H62V184H67V186H65V188L67 187L66 189L63 188L64 185H62V187H60L61 184H60V186H59L58 181H57V184H56L57 186H54V189H52V188H53L52 186L55 185L56 182H55L53 179H50V181L52 180V181H54L55 183H53V185H48V182H47V181H49V180L46 181L45 178L43 179L42 182L40 181V184H39V182H38V186L36 185V188H34L35 186L30 188V190H33V191H34V189H37V187H38V200H39L40 198L42 199V198H45V197H46L45 194H43V193L41 194V192L44 190V189L42 190V187H44V186H45L44 188H46V187L49 186V189H50L49 191H53V193H54V192L57 193V190H58V192H59V191H60V188H63V189L65 190V191L63 190V192H64L63 195H65L66 192L68 191L70 194L67 193L68 195L66 194L67 196H66V195L64 196V201L67 199V202H68V203H69V202L74 203V202H76V199H77V200H78L77 203L80 204V205L78 206L77 203H74V204L71 203L72 205H75V207L72 206V210H70V207H71V206H69V207L67 208V206H68L67 204H68V203L65 201V203H66L65 208H67V209H66V212H64V211H65V208H64V209H63L64 211L62 210V211H63V213H62V211L60 210V208L62 209V208H63V205H65V203H63V205H62V203H61V201L63 200V199L61 200V196H60V195L63 193V192H61L62 190L60 191L61 194H60V192H59L60 195H59V194L57 195V196L59 197V200H60V201H58V203L55 204V208H57V207L59 208V206H60V205H59V202H60L61 206H60L59 209H56L57 211L54 210V212H55V214H56L57 216H58L57 213H62V214L65 213V216L67 215L66 217H68V218H66V219H68V220L70 221V223H69L68 220H67L68 222H67L66 220L64 221V218H65L64 215H60V214H59L58 218H60V217L63 216L64 218H61V219H60V220H62V221L58 220V218H57V221H53V220L56 219V218H55V216H54L55 214L53 213V211H52V212L50 211V206H49V205H52V207H51V209H52V208L54 207V205L52 204V201L55 203V201H57L58 199H56V198L53 199L54 197H52V196H53V195L51 194L52 192L50 193V192L48 191V192L52 195V196L49 195V196H50L49 198L52 197V201L49 200V199H47V203H48V201H49V203L47 204L46 201L43 202L44 199H42L41 202H42L44 205H46V206H44L43 204H41V203L38 202L37 204H38V205L40 204V206H37V207H38V208H37V207H35V203L33 202V201L36 199V198H34V197L37 196V193H34L35 196L32 195V199H34V200L31 199V196H30V198H29V196L27 197V198H29V199H27L26 196H25V197L23 198V199H24V200H23V199H21L20 196H19V195L23 196V195H24V194H22L23 192L21 193V192L19 191L21 194H18V193H16V191H15L16 188H14V187L17 186V183H18V182H20V181L23 182V181L25 180V179L22 180V179L24 178L23 176H27V175H29V174L23 175V176H22V177H23L22 179H21V177L18 178L17 176H16L17 178H16V177L14 178L15 171H14V175H13V170H14V169L17 170V171H18V174H16V175H19V172L22 171V168H18V167L15 168V166H14V167H11L10 169H5V171L3 172L4 169L1 168V167H3V166H0V170H1L4 174L10 172L9 174H5V176L8 177V178L6 179V182H7V181H8V183H11V182H12V183H14V185H15V186H14L13 184H11V186L13 185V186L11 187V186H8V185L6 184L8 187H6V185H5V190H4V187H2V185H0V186L3 188V190H1L2 188L0 187V188H1L0 191H1L2 196H4V194L6 193V191L9 190V191H10V194H11V193H12V194L15 193V194H17V195L19 196V198H20V199H19L18 196L15 195V194H14L12 197H10L9 203L6 201L7 204H9V205H8L9 208H7L8 206H5V205H7L6 202L4 203L5 205L3 206V203H2L1 200H0V202H1V203H0V206L2 205V207H3V208H2V207L0 208V211L3 209L2 212H3V213H6L8 216H10L9 214H11V213H13V212H14V215H15V214L20 215L19 218H20L22 221H19L18 218H17V221L15 222V225H16L17 228H21V227H22L21 230H22V229H23V230L26 229V230L28 231V228H31L32 225H33L34 227L31 228L30 230L33 231L34 234H35V230L38 229V228H36V225H37V227L39 226V228H42V229H39L40 231H43V227H40V225H41V224L43 225V223H44L45 221H47V219L50 218V216H54L53 220H52L51 218L49 219V220H51V223H50V222H49V223H50V224H53L52 227L55 226V228L53 227V228H51V229H52V230H54V229L56 230V228H57L56 226H60L59 229H61V227H63V224H62V223H63V221H64V222H65V223H64V224H65L64 226H65V227H66V226L68 227V228H67V232H68V233L70 232V234H65V233H67V232H65L64 234L69 236V238H67V239H68V240H71V242L73 241L72 244H74V242H76V241H77V243H78V241H79V243L82 244L84 238H86L85 240H87V241H91V240H88V238H87V237H89L88 234H95V236H94V235H90L91 237H89V238H91V239H92L93 236H94L93 239L96 240V238H97V240H96L95 242L92 240V241H93V242H92V246L94 245L93 250H92V246H90V245H91V242L89 243V242H87V241H85V240H84L85 243L82 244V245H83V246L86 245L87 247H85V246L82 247V245H80L79 243L76 244V247H74L75 244L72 245V244L70 243V241H69V244H71V245H69V244L67 245V244H64V243H63V244L65 245V246H64V245L61 244V242H62L61 240L64 239L65 235H64V234H60V233L62 232V230H63V232H64V229H65V228L61 229V230H60V233L57 232V230H56V231L54 230V231H55L54 233L57 232L56 234H59L60 236L62 235V236H64V237H59L58 235H57V237L54 236V237H56L55 239H57L58 237H59V239L62 238V239H60V241H61L60 243H59L58 240H55V239H53V240L57 241L59 244H61V245H62L63 247H65V248H64V249H62V248H60V247H59V248H58V247L56 248V246H58L59 244L57 245L56 242H55V246H54V248H55L56 250H57V249H58V250H59V249H62L63 253H61L62 251H59V252H58V250H57V254H60V256H59V255L56 256V255H53V253H50V256L52 255L53 257H47V256H44L43 254L47 255V254H48L49 252H51V251H53V252L55 251V252H56V250H54V248H53V245H54V244L51 245L52 248H53V250H51V246L49 245V244H51L52 242L54 243V241H52V240H51V243L49 242V241H50L49 239H51V237L53 236L54 233H53V231L49 230L51 225L48 223V224H49V229H48V228H47V229H48V231H51V232H52V233L50 232V233H51V236L48 235V236H50L49 239L46 238L45 234L42 236V238H41L39 235L35 236L34 238H32V239H34V240L31 239V240L33 241V243H32V244H33V248H35V249H32V250H31L32 244L30 243L31 241H30L28 244H26L27 242L25 241V244H26L27 246L31 244V246L29 247V250H31V252H32V251L34 252V251H35L37 248H39L40 246L43 247L42 250H39V251H40V254H37L38 256L36 255L38 258H37V261H36L35 263H37V262L39 261L38 259H39L40 256H41V257L44 256V258L47 257V259L45 260V259L43 258V260H45V261L40 260L41 262H38V264H39V263H41V264H45V262H46L49 258L51 259V262H52V263H51V262L49 261V264H56V263L59 264V259H60V258H62V261H63L62 264H64V261H65V264H66V262H68V264H71V263L73 264V263L75 262L74 260H75L79 255H82V254L85 253V250H86V252L89 253V250H88L89 247H88V246H90V248H91L90 251L92 250V252H90L89 254L86 253L85 256L82 255V257L85 258V259H86V258L89 259V257H87V256H90V255L92 254L91 257H90L91 263L97 261L96 264H100L99 262L101 261V264H102V259H103L105 256H104V257H100V258L98 257V256H100V255H98V254H99V251H100V250H99L100 247H98V245H99V246H100V245L102 246V243H103L104 245H105L107 242L109 243V241H107L106 243H104V242H105L104 238L107 236V235H105V234H106V232H105L106 229H108V231H109V233H110V234H109V233H107V234H109L108 237L111 239L110 243L112 242V243H111L112 245L109 243V244H106V246H103V247H102V248L106 247L104 250L101 248V249L103 250V252H102L103 255H104L105 252H106V254H107L108 252H111L112 249L110 250V246H113V244H114L113 248L115 249V245L120 243V244H119L120 246H119V245L116 246L117 248L115 249V251H113L114 249L112 250L113 254H112V253H108L109 255H107V257H110L111 260H110V261L108 260L109 262H108L107 260H106V261H107L108 263H110V264H111L113 261H116V262H113V263H115V264H123V262H124L125 264H130V263H133L136 259H138V261H139V262H138V261L136 260V261H137V264L141 263L140 261H142V260H144V259H145L144 262H146V264H147V262H148L147 258H149V256H150V258H151V259H149L150 261H151L152 258H153V260H152V261L154 262L153 264H158V263H159V264H166V263H168V264H169V263H170V264H172V263L175 264L174 262H176V263L178 264L179 262H181V260H183V259H182V258H181V259L178 258V257H180V256H178V254L181 255L180 252H182V251H179L180 249L182 250L181 246L178 244L179 242L176 241L177 244L179 245V246H178V245L176 244L177 247H178V249H177V248H176V245H175V241H174V240H176L175 238L166 240V239H167L166 237L168 236L167 234H166L167 236L164 238V236H165L164 234H165V233H167V232L170 233V231L173 232L174 229L177 230L178 225L180 224V221H178L179 224L177 225L176 221H174V220H175V218L177 219L179 216H178V217L176 216V217H174V218L171 217L172 219H174V220L171 221L169 215H168L169 217L164 216V218H163V215H166V214H168V213L171 214L172 211H170V210H173V209H175L174 211L177 210L176 213L173 211V212H174L173 214H174V216H175V214H176V215L178 214V215H181V216H182V219H181V217H180L179 220L181 219V224L184 225V226H182V227H180V228H184V227L186 226V222H185V220L187 219V217H188V218H190V216L193 217L191 214L194 213L193 211H196V208H197V210L199 211L200 209L198 208V206H201V207H202L203 205H202L201 203H203V202L199 203V202H198L199 199L194 198V197H193V198H194L193 200L186 202V201L190 198V196H189V198L186 199V200L181 199V198H184V197L181 196V193L178 194V193L176 192V190L179 192L180 189H179V190H178V189H175V187H173V188H174V191L177 193V195L175 194V197H176L175 199H174V197H172V196L174 195V193H175L174 191H171V190L173 189V188H172V186H173L172 184H173V183L171 184V185H172V186H171V185H170L171 182H169V181L171 180V178H172V175H173V177H174V174L169 175V173L171 172V170L173 171V168H174V167L171 166L172 164L170 165V167H172V169L170 170V172H169V170L166 169V170L168 171V174H167V171H166V170H165L166 173H165V174L163 173V175H167L166 177H168V179L165 177L166 180H169V178H170L169 181H166V180H163L164 177H162V175H161L162 172H163V170H160V171H162L161 174H160L159 169H161V168L158 169L155 165L153 166L152 163L149 162V168H150V167H156V168L158 169V171H159V172H157V170H156V173H159V174L161 175L162 179H161L160 182H159V180H158L159 178H158V179L155 178V176L157 177L159 174H157V175L155 174L154 177L151 176V175H154V174H151V173H153V172L150 173V174H151L150 176H151L152 178H155V180L157 179L156 182H158V183H157L158 185H159V183L162 184L163 181H165V182L167 183L168 186H171L172 189L169 187V190L171 189L170 191L173 192V193H172V196H170V191H167V188H166L167 185H166L165 183L162 184V185H164V186L166 185L165 187H163V186H159V188H160V187L163 188V190H162V192H161V189H159V188L156 186V187L158 188V190H160V191H158L157 188L154 186V184L157 185L156 182H155L152 178L149 179V178H148V175H146V177H147L148 179H147L145 176H144V177H145V178H144L145 180H143L142 177H140L141 179L139 178V176H140V172H139V171H141V170L138 171V169H139L140 166L137 167V169H136V171H135V168H136V166H138L139 161H138L137 165L135 166V168H133V171H135L136 173H134V172L131 170L132 167L130 166L129 169L127 168V170H128L127 173H129V174L132 175V176H129V177L127 176L128 178H127V179H124V178H126V176L124 175V173H125L126 170L123 171V170L125 169V167H123V166H124V163L122 164L123 161H122V159L119 157V155L116 156V153H115V155H113V157L110 156V160H111L112 158H113V159L115 158V160L112 159V161H111L112 163H114V162L116 161V164L114 163L113 166H112V163H109V162H110V161L108 160L109 158H107V157H109V155H111V154L113 153V150H112L113 148L111 149V147H112V145H111L112 142H110V145H108L107 142H106V143H107V144H106L105 141H104V144H102V147L105 146V144H106V146H107V147H106L107 150H110V151H111V153H109V155H108V152H110V151H107L106 149H104V150H106V152H107V154H104V153H106L104 150H102V151H104V152H102L101 150H99L98 145H95V143H97L96 141H95V142H92V143H93L92 146H90V144H91ZM100 142H101V141L98 142L99 145H100ZM116 142H115V143H116ZM123 142H121V143H123ZM167 142H169V144H167ZM193 142H194V144H195V146H196L197 148H195V146L192 144ZM228 142H229V143H228ZM235 142H234V143H235ZM246 142H247V143H246ZM65 143H66V142H65ZM67 143L69 144L70 142L68 141ZM67 143H66V145L68 146V147H67V148H68L67 151H69V150H71V149H70L71 147L69 148V145H68ZM71 143H72V142H71ZM73 143H72V144H73ZM76 143H77V142H76ZM76 143H75V144H76ZM101 143H103V141H102ZM113 143H114V142H113ZM115 143H114V145H116ZM137 143H135V144H137ZM153 143H152V144H153ZM177 143H178V144H177ZM197 143H198V144H197ZM204 143H205V144H204ZM213 143H214V144H213ZM230 143H231L232 145H231ZM240 143H241L242 145H241ZM245 143H246V144H245ZM252 143H253V144H252ZM254 143L257 144V145H255ZM118 144H119L120 147L122 146V148H120L119 146H117V147H115V149H114L115 151H116V148H119V149H117V150H121V149L123 150V149L126 148V151H128L129 154L131 153V154H134V155L137 154V152H135V150L138 149V148L140 147V144H139V143H138V144H139V147L137 146V145H138V144H137L136 146H137L138 148H135V147H134L135 149L132 147V145H130V146H126V147H125V146H123L124 144L122 145V144H120L119 142H118ZM135 144H133V145H135ZM148 144H149V143H148ZM165 144H166V145H165ZM208 144H209L210 146H209ZM217 144H218V145H217ZM247 144H248V145H247ZM125 145H126V143H125ZM146 145H147V144H146ZM150 145H151V144H150ZM150 145H147V146H146V148L149 146L150 149L148 150V148H147V150L150 152V154H149V152H148L147 154H145L147 151H145V150H144L145 148L142 146V148H140V150L138 149V150H136V151H138V153H139L140 151H141L142 153L145 151L143 155H142V154H139L140 156H143V157H140V159L138 158V156H136L137 158H136L135 156H134V157H135L136 159L141 160V159L144 158V156H145V158H146L147 155H150V157H151V156L155 157V162H156V163H158L157 161H159V160L161 161L160 163H162L163 160L160 159V157L158 158L159 160L156 158V157H158L157 155H159V151H155V147L152 146V145L150 146ZM160 145H161V146H160ZM175 145H176V146H175ZM177 145H179V146H177ZM182 145H185V146L182 147ZM197 145H198V146H197ZM239 145H240V146H239ZM258 145H259V146H258ZM70 146H71V144H70ZM78 146H79V147H78ZM86 146H87V147H86ZM89 146H90V147H89ZM93 146H95V147L97 146L96 148H97L99 151L96 152V151H95L96 149H95V147H93ZM167 146H168V147H167ZM180 146H181V148H179ZM216 146H217L219 149H218ZM223 146H224V147H223ZM230 146H231L232 148H231ZM242 146H243V147H242ZM244 146H245V147H244ZM59 147H60V146H59ZM65 147H66V146H65V144H64V145L61 146L60 148H63V151H64ZM85 147H86V148H85ZM100 147H101V146H100ZM102 147H101V148H102ZM109 147H110V148H109ZM127 147H130V148H128V150H127ZM153 147H154V149H153ZM177 147H178L179 149H177ZM200 147H201V148H204L203 151L200 150ZM208 147H210V148H208ZM220 147H223V148L221 149ZM241 147H242L243 149H242ZM259 147H260V148H259ZM67 148H66V149H67ZM72 148H73V147H72ZM103 148H105V147H103ZM215 148H216V149H215ZM224 148H225V149H224ZM233 148H234V149H233ZM254 148H256L257 151L260 150V152H261L260 155H261V156L259 155L260 152L257 154V153H256V150H255ZM141 149H143V150H141ZM152 149H153L155 152L152 151ZM172 149H173V150H172ZM175 149H177V150H175ZM180 149L183 150V151L181 152ZM237 149H238V150H237ZM249 149H252V150L254 149L255 151H252V150H249ZM91 150H92V151H91ZM150 150H151V151H150ZM165 150H166L168 153L163 154L164 157H162L161 155H162V153H163ZM174 150H175V151H174ZM186 150H187V151H186ZM190 150H191V151H190ZM205 150H206V151H205ZM221 150H222V151H221ZM227 150H228V152H227ZM67 151H66V153H67ZM87 151H89V152L91 153V155L93 154L94 156H96V155L100 152V155H97V156H96L97 159H96L95 157L90 158L91 156L88 157V156L86 155V154L88 153ZM94 151L96 152V154H94ZM124 151H125V150H123L122 152H120V155H121V153H122V154L125 153ZM172 151H173V152H172ZM184 151H185V152H184ZM189 151H190V152H189ZM214 151H215V152H214ZM251 151H252V152H251ZM263 151H264V147H263ZM92 152H93V153H92ZM128 152H127V153H128ZM156 152H157V155H156ZM170 152H171V153H170ZM183 152H184V153H183ZM187 152H188L189 155H188V154H187V155L185 154V153H187ZM66 153H64V152H63V154H62V152L58 153V154H60V156H56V157H58L57 159H60L61 155L66 156V155H65ZM71 153H72V152H71ZM82 153H84V154H82ZM85 153H86V154H85ZM230 153H231V154H230ZM78 154L80 155L79 157H82L83 160L86 159V161L84 160L85 163L87 162V163H86V167H85V163H83V162L81 163L80 160H82V159H78V158H77V155H78ZM88 154H89V153H88ZM166 154H167V155H166ZM190 154H191V155H190ZM84 155H85V157H84ZM101 155H102V156H103V155H105V156L107 155V157L104 156V159L107 158V160L109 161V162H107V163H109V164H111V165H109V164L107 165L106 162L104 161L103 157H102V158L100 157ZM123 155H124V154H123ZM126 155H127V154H126ZM137 155H138V154H137ZM181 155H183V157H181ZM185 155H186V156H185ZM236 155H237V156H236ZM253 155H254V156H253ZM129 156H130V155H129ZM170 156H171V157H170ZM187 156H188V157H187ZM83 157H84V158H83ZM124 157H125V156H124ZM150 157H149L148 159L146 158L145 160H148V161H151V160H152V161H153L154 158L151 159L152 157H151V158H150ZM168 157H169V158H168ZM174 157H175V159H174ZM212 157H213V158H212ZM70 158H71L72 160H73V159L76 160V162L73 161V162L75 163V165L78 163L77 160H79V161H80L79 164H80L81 166H80V165H79V166H78V165H76V166L74 165V168H73V166H72L73 163L70 162V161H71ZM76 158H77V159H76ZM88 158H90V159H88ZM93 158H95V159L93 160ZM99 158H101L102 160H100ZM126 158H129V157H126ZM183 158H184V159H183ZM234 158H235V159H234ZM53 159H56V158L54 157ZM57 159H56V161L59 162V160H57ZM65 159H66V160H65ZM124 159H125V158H124ZM149 159H150V160H149ZM168 159H172V161L169 160L170 162H168ZM173 159H174V160H173ZM190 159H191V160H190ZM0 160H3V158H1ZM50 160H51V159H50ZM67 160H70V161L68 162ZM88 160H89V163H88ZM98 160H100L99 164H98ZM107 160H106V161H107ZM156 160H157V161H156ZM181 160H180V162H181ZM210 160H211V161H210ZM212 160H213V161H212ZM11 161H12V160H11ZM56 161H54V164H55V163L57 164ZM90 161H91V163H90ZM136 161H137V160H136ZM141 161H143L142 165H143V166H146V165H144L145 161H144V160H141ZM141 161H140V162H141ZM230 161H231V162H230ZM1 162H2V161H0V165H1V164L3 165V164H5V163L8 164L10 161H9V162H6V161H5V162H2V163H1ZM62 162H63V163H66V164L68 163V165L71 164V165H70L71 168L68 167V166H63V163H62ZM155 162H154V163H155ZM184 162H185V160H184ZM209 162H211V163H209ZM214 162H215V163H214ZM11 163H13V162H11ZM61 163H62V164H61ZM102 163H103V165H102ZM128 163H129V162H127V166H128ZM134 163H135V162H133V163L131 162L130 164H134ZM146 163H147V162H146ZM150 163H151V164H150ZM154 163H153V164H154ZM160 163H158V164H160ZM213 163H214V164H213ZM241 163H242V164H241ZM42 164H43L44 167H45L44 170H43V167H42L43 165H42ZM49 164H50V163H49ZM58 164H59V163H58ZM66 164H64V165H66ZM89 164H90V165H89ZM105 164H106L107 166L103 167ZM135 164H136V163H135ZM187 164H188V165H187ZM190 164L192 165V168H189V167H191ZM101 165H102V166H101ZM114 165H115V166H114ZM117 165H118V166H117ZM139 165H140V164H139ZM150 165H151V166H150ZM156 165H157V164H156ZM160 165H161V164H160ZM162 165H163V164H162ZM162 165H161L160 167H164V166H165V165H164V166H162ZM4 166H5V165H4ZM46 166H48V165H46ZM61 166H62L63 168H62ZM77 166H78V167H77ZM98 166L100 167V169H99V172H100V173L96 171V170H98V168H99ZM108 166L110 167V169H111V167H112V168H113V167L116 168V171H115L114 168L111 169L110 173H111V172L114 173V172H113V170H114L115 172H117V173H114V174H116V175L118 174L117 176L120 177V179L122 180V182H123V179H124L125 181H127V180L129 179V180H128L129 182H124L125 184L122 183V184H123V186H122V184H121V180H120V181H119L120 185H119V183L117 182V181L119 180V178L116 179V180H117V181H116L115 178L112 177V176H115L114 174H113V175H112V174H111V175H108V174H107V173L109 172V170H108L109 167H108ZM125 166H126V164H125ZM127 166H126V167H127ZM132 166H133V165H132ZM143 166H142V168H143ZM147 166H148V165H147ZM147 166H146V167H147ZM212 166H213V167H212ZM216 166H217V167H216ZM224 166H225V168H224ZM245 166H246V165L244 164V168H245ZM59 167H61L62 169L59 168ZM67 167L69 168V171H68V168H67ZM75 167H76L77 169H76ZM101 167H103V168H101ZM117 167H118V168H117ZM122 167H123V168H122ZM158 167H159V166H158ZM168 167H169V165L167 166V168H168ZM185 167H186V168H185ZM246 167H247V166H246ZM4 168H7V167H4ZM51 168H52V167H51ZM85 168H86V169H85ZM121 168H122L123 170H122ZM147 168H148V167H147ZM147 168H144V169L147 170ZM179 168H178V166H177V169H179ZM212 168H214V169H212ZM218 168H219V169H218ZM223 168H224L225 170H224ZM230 168H233V169L230 171V170H229ZM2 169H3V170H2ZM12 169H13V170H12ZM19 169H21V170H19ZM26 169L23 168V170H26ZM45 169H46L47 173H45ZM60 169L63 170V171H60ZM64 169H65V170H64ZM75 169H76V170H75ZM79 169H78V170H79ZM105 169H107V171H108L107 173H105V171H106ZM153 169H154V168H153ZM162 169H163V168H162ZM164 169H165V168H164ZM174 169L176 170V168H174ZM9 170H10V171H9ZM54 170H56V174L54 173ZM78 170L76 171V173L79 175V177H78V175L76 176V177H78V180H77V178H75V181L77 180V182H79V180H80V181L82 180V179H80V178H82V176H80V174H81L80 172H81V171H79V173H78ZM104 170H105V171H104ZM121 170H122L124 173H123ZM130 170H131L134 174H131V171H130ZM142 170H143V169H142ZM146 170H145V171L143 170L144 175L146 174ZM151 170H152V168L149 169L148 171H151ZM175 170H174V173H175ZM185 170H186V173H184ZM228 170H229V171H228ZM1 171H0V174L2 173ZM27 171H26V172H27ZM49 171H50V173H49ZM57 171H60V172H57ZM148 171H147V174H148ZM165 171H164V172H165ZM223 171H225V172H223ZM226 171H227V172H226ZM22 172H24V171H22ZM28 172H29V171H28ZM51 172L54 173L55 175L53 174L54 176H51V175H50V174H52ZM72 172H73V173H72ZM96 172H97V173H96ZM137 172H139V174H138ZM178 172H179L180 174H178ZM228 172H229V173H228ZM3 173H2V174H3ZM16 173H17V172H16ZM24 173H25V172H24ZM76 173H75V174H76ZM110 173H109V174H110ZM122 173H123V174H122ZM154 173H155V172H154ZM171 173H172V172H171ZM171 173H170V174H171ZM190 173H191V174H190ZM198 173H200V174H198ZM4 174L1 175V176H3V177L1 178V181L4 180L3 178H6V177L4 176ZM10 174H12L13 176H11ZM20 174L22 175L23 173H20ZM39 174H40V175H39ZM48 174H49V175H48ZM135 174H136V175H137V174L139 175V176L137 175V176H138L137 178H139V179H137L136 177L133 178V176H134ZM188 174H189L190 176H189ZM212 174H213V175H212ZM222 174H223V175H222ZM123 175H124L125 177H123ZM126 175H127V174H126ZM141 175H142V172H141ZM160 175H159V176H160ZM228 175H229V178H228ZM19 176H20V175H19ZM117 176H116V177H117ZM10 177H12V178H10ZM28 177H30V175H29ZM56 177H57V175L55 176V178H56ZM73 177H75V176H73ZM89 177H88V178H89ZM104 177H106L105 179H106V180L108 179V180L106 181V180L104 179ZM180 177H182V178L180 179ZM9 178H10V179H9ZM13 178L16 179V181H15ZM32 178H34V177L32 176ZM32 178H31V177L28 178V179L30 180V181H29L30 183H31V181H32V180H31ZM55 178H54V179H55ZM59 178H57V179H59ZM67 178H68V175H67ZM206 178H207V179H206ZM209 178H210V180H209ZM230 178H231V179H230ZM251 178H255V177L253 176V177H251ZM251 178H250V179H251ZM17 179H18V180H17ZM20 179H21V180H20ZM28 179L25 180V181L27 182V183H25V184H29ZM35 179H37V178H35ZM136 179L139 181V185L142 184V183L140 182L141 180H143V184H145V183H146V184H149V182L146 181V180H149V181H151V182H152V181L155 182V183L152 182V185H151V182H150V186L145 184V185L143 186V188H148V187H150L149 190H150V189H151V190L154 189V190H156L157 192H161V195H162V196H163V194H164V189H166L165 192L167 191V192H166L167 197H170V199H172V198H173V199L170 200L169 198H168V199H167L166 197L164 198V197H162L161 195H159L160 193L157 194L156 191L154 192V194L156 193V194H155V197H154V196H151V195H153V192H148V190H146V192H148V194L151 193V194L148 195L147 193H144V192H145V191H143L144 189L142 190L143 192H141V193L139 194V192H138V189H139L138 187H139V185H138V186L136 185L137 188H138V189H137V192H136V191H130L131 189L135 190V189H134V188H135V184H138ZM151 179H152V180H151ZM178 179H180V180H178ZM201 179H204V180H201ZM10 180H11V181H10ZM13 180L16 182V184H15V182H13ZM19 180H20V181H19ZM38 180H37V181H38ZM55 180H56V179H55ZM207 180H208L209 182H208ZM247 180H249V178H248V179L246 178L245 180H243V184H244L245 181H246L248 184H249L251 181H253L252 179L249 180V181H247ZM4 181H5V180H4ZM9 181H10V182H9ZM25 181H24V182H25ZM37 181H36V183H37ZM52 181H51V182H52ZM108 181H109V182H108ZM182 181H181V183H182ZM200 181H201V182H200ZM204 181H205V182H204ZM24 182L20 184L22 187H20L19 190H21V191H24V190H27V189L29 190V187H30V186L27 187V188L25 187L26 189H24V185H22V184H24ZM33 182H35L34 179H33ZM59 182H60V181H59ZM81 182H82V181H81ZM144 182H145V183H144ZM168 182H169V184H168ZM203 182H204V183H203ZM246 182H245V184L248 185ZM253 182H254V181H253ZM0 183H3V186H4V184H5L3 181L0 182ZM43 183H44V184L47 183V185H44ZM96 183H97V184H96ZM194 183H195V185H193ZM199 183H200V184H199ZM214 183H216V184H215V188L212 189ZM42 184H43L44 186H41ZM49 184H51V183L49 182ZM70 184L72 185L73 182L70 183ZM81 184H82V185H81ZM92 184H93L94 187H93L92 189H90V190H87V188L89 189V187H92ZM94 184H95V185H94ZM127 184H128V185H127ZM129 184H130V186H129ZM143 184H142V185H143ZM182 184H183V183H182ZM198 184L201 185V186L199 187ZM212 184H213V185H212ZM251 184H253V183L251 182L249 185H251ZM258 184H259V182H258ZM75 185H77L76 182H75ZM75 185L73 184L72 186L74 187ZM89 185H91V186H89ZM96 185H97V186H96ZM126 185H127V186H126ZM254 185H255V184H254ZM18 186H19V185H18ZM18 186H17V192H18ZM39 186H40V187H39ZM78 186H77V188H78ZM80 186H79V187H80ZM106 186H107V187H106ZM118 186H119V187H118ZM145 186H146V187H145ZM147 186H148V187H147ZM151 186H152L153 188H151ZM197 186L199 187V189H196ZM243 186H244V185H243ZM10 187H11V189H8V188H10ZM55 187H57V189H56ZM82 187H80V188H82ZM86 187H87V188H86ZM122 187L125 188V190H126L125 192L127 193L126 195L124 194V193H125V192H124V188H122ZM128 187H130L131 189L128 188ZM154 187H155V188H154ZM244 187H245V186H244ZM247 187H248V186H247ZM259 187H260V185H259ZM6 188H7V190H6ZM104 188H106V189H104ZM205 188H206V189H205ZM208 188H209V189H208ZM225 188H226V187H225ZM225 188H224V189H225ZM46 189H48V188H46ZM51 189H52V190H51ZM55 189H56V191H55ZM110 189H111L112 191H111ZM141 189H142V188L140 187L139 191H141ZM192 189H193V188H192ZM226 189H227V191H228V188H226ZM247 189H248V188H247ZM11 190H12L13 192H12ZM40 190H42V191H40ZM76 190H79V188L76 189ZM76 190L74 189L75 192H77ZM97 190H98V191H97ZM151 190H150V191H151ZM154 190H153V191H154ZM204 190H205V191H204ZM242 190H244V188H243ZM3 191L5 192L4 194H3ZM39 191H40V192H39ZM46 191H47V190H46ZM46 191H45V192H46ZM74 191H73V193L75 194ZM195 191H196V192H195ZM199 191H202V192H199ZM207 191H208V192H207ZM218 191H219V192H218ZM36 192H37V191H36ZM48 192H46V194H48ZM82 192H83V193H82ZM122 192H123V193H122ZM131 192H132V194H134L133 196H135V197L137 196V197H136L137 200L132 196ZM133 192H134V193H133ZM217 192L219 193V195L217 194ZM24 193H25V195L27 194L26 192H24ZM55 193H54V194H55ZM90 193H91V192H89V194H90ZM92 193H91V194H92ZM1 194H0V195H1ZM10 194H9V192H7V194H5V197H4L5 199H3V200L8 199L9 196H11ZM107 194H108L109 197L107 196ZM123 194H124V195H123ZM136 194H137V195H136ZM146 194H147V195H146ZM166 194H165V195H166ZM243 194H244V193H243ZM7 195H8V196H7ZM28 195H29V194H28ZM63 195H62V197H63ZM72 195H73V194H72ZM72 195H71V196H72ZM122 195H123L124 197H121ZM127 195H128L129 200H130V204H128L129 202L127 203V201H128V200H126V196H127ZM182 195H183V194H182ZM194 195H193V196H194ZM205 195H207V196H205ZM6 196H7L8 198H6ZM14 196H15L17 199H16ZM33 196H34V197H33ZM54 196H56V195H54ZM57 196H56V197H57ZM73 196H75V195H73ZM89 196H90V195H89ZM143 196H146L145 198H143V200H144V201H143L144 206H146L145 204H147L148 202H149V203L151 202V204H152L151 207H149L150 205H149V203H148L147 206L149 207V209L147 208V210H145L146 208H145L143 205H142V206H143L144 208L141 207L142 197H143ZM150 196H151V198H154V199H151ZM179 196H180V197H179ZM203 196H202V197H203ZM223 196H222V197H223ZM228 196H229V195H228ZM47 197H48V195H47ZM67 197H68V198H67ZM90 197H91V196H90ZM131 197H132V198H131ZM148 197H149V198H148ZM222 197H221V198H222ZM225 197H226V196H225ZM256 197H257V195H256ZM13 198H14V199H13ZM25 198H26V200H25ZM65 198H66V199H65ZM71 198H72V197H71ZM71 198H70V199H71ZM117 198H116V199H117ZM122 198H123V199L125 198L124 201H123ZM133 198H134V200H133ZM178 198H179V199H178ZM185 198H186V197H185ZM185 198H184V199H185ZM217 198H218V197H217ZM259 198H260V194H258L257 199H259ZM0 199H1V197H0ZM11 199H12V200H11ZM18 199H19V201H17ZM99 199L102 200V198H100V197H99ZM150 199H151V200H150ZM157 199H158V201H157ZM13 200H14V204H17L18 202H19L18 204H20V202H21V204H20L19 206H18V204H17L16 206H17V210H19L20 212H23V213H20V212L17 213L16 209L13 208V207H14V204H13V206L11 207V205H12V203H13V202H11V201H13ZM27 200H29V201L32 203V204H31V203H30V204L33 205L34 207H31L30 205L28 206L27 204H29V202H27ZM125 200H126V201H125ZM132 200H133V201H132ZM145 200H146V201H145ZM148 200H150V201H148ZM154 200H156L157 203H156V201L154 202ZM169 200H170V201H169ZM178 200H179V201H178ZM206 200H207V199H205L204 201H206ZM24 201H25V202H24ZM50 201H51V202H50ZM64 201H63V202H64ZM79 201H80V203H79ZM87 201H86V202H87ZM98 201H99L100 203H99V206H97V207H98V209H97L96 204L98 203ZM134 201H135V203H133V207L135 208L136 206H134V205H137V209H136V208H135V210L132 209V210L136 213V215L134 214L135 217L138 216V218H139V216L141 215L139 212H140L142 209H144V212L141 211V213L143 212V214H144L145 211H147V212L145 213V214H146L145 216L148 217L147 215L150 214L149 211H150V208H151V213H152L155 217H157L156 214H157V215H160V216H158L157 218H160V217H161V214H163V213L166 212V214H163V215H162V218L165 219V222H164V220H163L162 218H160V220H162V221H161V222H162L161 225L163 224V226H164V224H166V221H167V220H170V223H172L173 221H174V224L176 223L177 228H175V227L173 228L174 225L171 226L170 223L167 221V222L169 223L170 227H169V225H168V226L165 225L162 229H158L159 231L162 230V231H160V233H159V231L156 229L157 224L160 222V221H158L159 219H157V223L154 222V221H156V219H155L154 216H152V214H150V215L153 217V219H155V220L153 221L155 224H153V222L151 221L152 219L149 220V217H151V216H149L148 219H146V218H144L145 216L142 214L144 217H142V216H141V217L144 218L145 220H147V222H148V226H147V223L145 222L144 219H142V220H144L143 222L146 223V224H144L142 221H140L141 219L139 220V222L136 221L135 217L132 215V214H133V213H132L133 211L131 210V212H130L131 215H130V216H131L133 219H135V220H134V223H132V222H133V221H132L133 219H132L131 217L128 218V216H129V211H130V210H128V208H129L128 206H131V207H132V204H131V203L134 202ZM147 201H148V202H147ZM166 201H167V202H166ZM193 201H195L196 203H198V206L195 208V210H194V207H190V208H189V206L192 205V203H190V202H193ZM15 202H16V203H15ZM101 202H102V203H101ZM123 202H124V203H123ZM125 202H126V203H125ZM136 202H137V203H136ZM146 202H147V203H146ZM169 202H170V203L172 202V203H173V206H172V205H170L171 207L168 206V205H169ZM178 202L181 203V205L178 204ZM195 202H194V203H195ZM25 203H26V204H25ZM50 203H51V204H50ZM87 203H88V202H87ZM106 203H107V204L111 203V205H110V204L107 205ZM154 203H155L156 205H157V204H158V205H157V206H156V205L153 206ZM163 203H164V204H163ZM183 203H187L189 206L186 205V204H185V205H186V206H185ZM210 203H213V204H211V206L214 207L213 209L215 210V212H218L219 210H217V208H216L214 202L210 201ZM101 204H102V205H101ZM105 204H106V207H107V206L110 207V206L113 205V208H116V209L118 208V209H119V211H118V215L121 214V216L124 217V219H125L126 216L123 215V214L128 215L126 219H128V220L131 221V222L129 221L130 224H129V222H126L125 220H121V219H123L122 217H119V219H117L118 217H112L113 215H114V216H115V215L118 216V215L116 214V211H117L116 209H115L116 211H115L114 209H111L110 211H108V212H111V214L115 213V214H113V215H111V214L109 213V214H110V215H109L108 212H107V209L104 207ZM118 204H119V205H118ZM122 204H123V205H122ZM125 204H126V206L128 207L127 209H126V206H124ZM160 204H161V205H160ZM176 204H178V205L176 206L177 208H173V207H175ZM199 204H200V205H199ZM246 204H248V205H249V204H250V205H253V204H251L250 202H249V203H246ZM22 205H23V207H24V206H27V207H25V208L23 209ZM47 205H48V207H47ZM58 205H59V206H58ZM97 205H98V204H97ZM114 205H115V206H114ZM248 205H247V206H248ZM250 205H249V206H250ZM16 206H15V207H16ZM42 206L47 207L48 210H42ZM83 206H86V205L83 204ZM92 206H93V208H90V209H89V207H92ZM100 206H102V207L99 209ZM152 206H153V208H152ZM164 206H167V207H164ZM179 206H182V207L179 209ZM184 206H185V207H184ZM207 206H208L207 209H209L208 211H210V210L212 211V207H211L209 204H207ZM10 207H11V208H10ZM20 207H21L22 211H21ZM28 207L35 208V209H33V210H35V212H34V211H31V210H32L31 208H30L31 210H28V209H29ZM39 207H41V209H40ZM155 207H156V208H155ZM160 207H161V208H160ZM183 207H184V208H186V207L189 208L188 211H187V213H185V210H184ZM217 207H218V206H217ZM5 208H6V210H5ZM12 208H13V209H12ZM18 208H19V209H18ZM26 208H28V209H26ZM55 208H54V209H55ZM82 208H83V207H82ZM110 208H111V207H110ZM110 208H109V209H110ZM140 208H141V210H140ZM162 208H167L168 211H165L166 209L162 211ZM170 208H172V209H170ZM187 208H186V209H187ZM10 209L12 210V212L10 211ZM25 209H26L27 211H26ZM36 209H37V210L39 209V212H41V211H42V212L39 213ZM68 209H69L71 212H69V213L67 214V212L69 211ZM96 209H97V212H96ZM129 209H130V208H129ZM154 209H155V210H154ZM169 209H170V210H169ZM181 209H182V210H181ZM190 209H191V210H190ZM192 209H193V211H192ZM4 210H5V211H4ZM52 210H53V209H52ZM59 210H60L61 212H59ZM87 210H88V211H87ZM92 210H91V212H92ZM98 210H99V211H98ZM100 210H101V214L99 213ZM112 210H114L115 212L112 211ZM120 210H124V211H123L124 213L122 214V211L120 212ZM125 210H126V212L128 211V212H127L128 214L125 213ZM139 210H140V211H139ZM183 210H184V213H185L186 215H185L184 213L180 214V212H182ZM189 210H190V212H191V211H192V212L190 213ZM9 211H10V213H9ZM36 211H37V212H36ZM43 211H44V212H43ZM46 211H47V215H45V214H46ZM157 211H159V212H157ZM161 211H162V213L159 214ZM164 211H165V212H164ZM169 211H170V212H169ZM178 211H180V212L178 213ZM200 211H201V210H200ZM2 212H0V215L2 214ZM24 212L26 213V216H27L26 218H28V219H30V220H27V219H23V218H22V217L25 218V213H24ZM31 212H32V213H31ZM188 212L190 213V216L187 215ZM202 212H203V211H202ZM202 212H201V213H202ZM29 213H31L32 215L29 214ZM33 213H39L38 215H40V217L38 218V216H35ZM42 213H43V215H45V217H46L47 219H46L44 216L42 217ZM48 213H52V214L49 215ZM119 213H120V214H119ZM198 213H200V212H197V211H196L197 216L201 214V213H200V214H198ZM22 214H24V215L22 216ZM28 214H29V216H31L32 218L29 217ZM53 214H54V215H53ZM97 214H98V215L100 214V215H99L100 218H101V215H102L101 220L99 219V217H97ZM204 214H205V213H203V214L201 215L202 217H201V216H200V217L198 216V220H197V221H199L200 219H202L203 221L205 220V223H208L209 220L207 219L206 214H205V215H204ZM36 215H37V214H36ZM48 215H49V216H48ZM108 215H109V218H112V219L115 218V219H117L118 221H122V222L124 221V222H126V224L128 223V225H131V226H132L133 224H136V225L138 226V225H140V222H141V228H139V226L137 227L136 225H135V227L133 226V228H132L131 226H128V225H127L128 228H129V227L132 228L131 231H130V233H131V232H132V233L129 234V229H130V228L124 230L126 224L124 223V224H123L124 226H123L122 223H120V224H119V222L117 223V222H116L117 220H115V221L113 220L114 222H113V221H112V222L114 223V225L116 224V227H117V225H118L119 227H117V229H116V228H113V227H115V226H113V223H112V222H109V221H108V220H109V219H108ZM8 216H7V218H8ZM21 216H22V217H21ZM34 216H35L36 218H38V219L35 218L37 221L39 220L38 223H37L36 220H35V222H34L33 220H31V219L34 218ZM47 216H48V217H47ZM41 217H42V218H45L46 220H45V219H42ZM79 217H80L81 219L84 218V217H85L84 219H87V221H86V220L83 221V220H81V219H80V220L83 221L85 224L87 223L86 225H87V227H88L89 229L86 227V225H83V224H82L83 222L79 223V222H80V220H78ZM90 217H91V219H90ZM95 217H96V219L98 218L99 222L101 221L100 224H98V220L93 221V220L95 219ZM185 217H186V218H185ZM75 218H72V220L75 219ZM120 218H121V219H120ZM130 218H131L132 220H131ZM136 218H137V217H136ZM167 218H168V219H167ZM184 218H185V219H184ZM3 219H4V218H2V217H1V219H0V220H1V221H0V227H1V228H0V235L2 234V237H3L4 240L1 239L2 237L0 236V239H1L0 242H2L3 244L6 243V244L2 245V243H1V245H0V253H1V250H2V254H0V256H1V258H2L5 262H3V260H1L0 263L3 262V264H5V263H6V260H8V258H7L8 256H7V255H9L10 257H12V259L15 257L14 260H13L12 262L15 261V259H16V257H17V253H15V252H19V251L21 252V249H22L21 247L23 246V245H22L23 242L20 243L21 240H22V241L25 240V238H26L25 235H26V236L28 235V237H29V236H30L29 234H33V232H31V231L29 230L30 232H27V231H26V232H27V234H26L25 231L22 230V232H23V233H22L21 230L19 229L20 231L15 230V234H14L13 237H12V235L7 236V237H4V236H3L4 233H7V234H8V228H9L8 226L10 225V223H9V220H7L6 218H5V221H6V222H5ZM92 219H93V220H92ZM106 219H107V220H106ZM194 219H195V216H194V218H193V221H194V223H196V222H195L196 220H194ZM42 220H44V222H42ZM49 220H48V221H49ZM90 220H91V221H90ZM104 220H105V223H104ZM110 220H111V219H110ZM202 220H200V221H201L202 224H204V222H203ZM18 221H19V224H18ZM26 221H27V222H26ZM29 221H30V223H33V224L31 225V224L29 223ZM31 221H33V222H31ZM58 221L62 222V223H61L62 225H61L60 222H58ZM135 221H136L138 224L135 223ZM183 221H184V222H183ZM186 221H187V220H186ZM254 221H255V223H256L257 226H258V224H261V217L258 216V215H255V216H254ZM21 222H24V223L22 224ZM41 222H42V223H41ZM54 222H55V223L57 222V223H56L57 225H54ZM91 222H92V223H91ZM102 222H103V223H102ZM163 222H164V223H163ZM1 223H2V224H1ZM5 223H7V224L5 225ZM58 223H59V224H58ZM101 223L103 224L102 226H100ZM110 223H111V224H110ZM199 223H200V222H199ZM199 223H197V225H198ZM3 224H4V225H3ZM26 224H27V227H28V228L26 227ZM39 224H40V225H39ZM44 224H45V223H44ZM48 224L46 223L45 225H48ZM72 224H73V223H72ZM94 224H95V225L98 224V225H97V228L99 229V227H101L102 230H103V228L105 227L104 224L106 225V228H104L105 230H103V232H105V234L103 233L105 236H103V234H101L102 237H100V235H99L100 233H98V232H100L101 230L97 232V230H95V229H96V226H94ZM172 224H173V223H172ZM202 224H200V226H201ZM30 225H31V227H29ZM42 225H41V226H42ZM111 225H112V226H111ZM120 225H121L122 228H120ZM145 225H146V227H145ZM154 225H155V226H154ZM158 225H160V223H159ZM193 225H194V224H193ZM197 225H196V226H197ZM6 226H7V227H6ZM23 226H24V227H23ZM43 226H44V225H43ZM71 226H72V225H71ZM71 226H70V227H71ZM84 226H85V229H87V231H86L87 233L82 232V231H83L82 228H84ZM93 226H94V227H93ZM103 226H104V227H103ZM179 226H180V225H179ZM46 227H47V226H46ZM46 227H45V228H46ZM123 227H124V228H123ZM142 227H145L146 229L143 228V230H142ZM147 227H149V229H147ZM157 227L160 228L159 226H157ZM166 227H168L169 229L171 228L172 230H169V229H168V231H165V230H167V229H165ZM192 227H193V226H192ZM194 227H195V226H194ZM197 227H198V226H197ZM45 228H44V229H45ZM94 228H95V229H94ZM101 228H100V229H101ZM118 228H119V229H118ZM126 228H127V227H126ZM136 228H138V229H137V230H138L137 233H136L135 231H133V230L136 229ZM195 228H196V227H195ZM15 229H16V228H15ZM33 229H34V230H33ZM47 229H45L44 231H46ZM57 229H58V228H57ZM68 229H69V230H68ZM73 229H71V230H73ZM78 229H79V230H78ZM85 229H84V231H85ZM93 229H94V230H93ZM113 229H114V230L116 229L117 231H119V230L121 231V229H122V231L124 230V233H122V235H123V234L125 235V234L128 233L129 235H128V234H127V235H128L133 241H134V239L136 238V241L133 242L131 239H128V236H127V235H126V237L124 238V235H123V236L121 235V232H122V231H121V232L119 231V232H118L119 234L116 232V235L118 236V237H116V236H115V233H113ZM139 229H140V230H139ZM144 229H145L146 233H144V234H143L144 236H142V237H140V238H143V237H144V239H146L147 241L150 240V243H149V242H147V243H148L149 245L152 244L151 246H152L154 249H151L152 247H150V249H149V247H148V250H149V251L147 250V246H148V244H147V245H144V244H146V241H145V240H143V241H145V242H144V244L142 243L141 246L144 245V246H146V248H145L144 246H143V248H142L141 246H139V247L137 246V248H135L136 245L138 244V242H137V237L139 238V236H140V235H139V231L142 230L143 232H145ZM164 229H165V230H164ZM178 229H179V228H178ZM203 229H204V228H202V230H203ZM5 230H6L7 232H6ZM88 230H89V231H88ZM175 230H174V231H175ZM204 230L207 231V229H204ZM37 231H38V230H36V232H37ZM48 231H47V232H48ZM77 231H78V233H76ZM106 231H107V230H106ZM126 231H127V232H126ZM142 231L140 232L141 234H142ZM156 231H158L159 234H158ZM73 232H75V233H73ZM81 232L84 233V234H87L88 236L86 235L87 237H85V235L82 234ZM90 232H91V233H90ZM133 232H135V234H137L138 236L135 235L136 237H134ZM161 232H164L163 235H160ZM20 233H21V235H22V234H25V235H24V236H23V235L21 236ZM28 233H29V234H28ZM79 233H80V235H79ZM150 233H151V234H150ZM16 234H17V235H16ZM76 234L79 235V237L81 236L80 238H82V239H79V237L76 236V237H78V239L75 238V239H76V240H75V239H74L75 236L72 237V235H76ZM81 234H82V235H81ZM157 234H158L159 237H160V236H163V237H162V238H163V241H162V239L160 238L161 241H162L161 244H160V241H159L160 239H158V237H157ZM35 235H36V234H35ZM130 235H131V236L133 235L134 238H132ZM171 235H172V234H170V236H171ZM212 235L215 236V237H214V236H213V237H214V239H215L216 242L219 241L220 244H222L221 242H223V240H222V238H221V236H220L219 233H218L219 236H217V231H216V232L214 231ZM31 236H33V235H31ZM31 236H30L29 238H31ZM48 236H47V237H48ZM70 236H71V237H70ZM113 236H115L116 239H115ZM145 236H147V237H145ZM170 236H169V237H170ZM14 237H16L18 240H17V239H14ZM83 237H84V238H83ZM108 237H106L105 239L107 240ZM149 237H150L151 239H150ZM29 238H26V239L29 240ZM43 238H45V239L43 240ZM52 238H53V237H52ZM65 238H66V237H65ZM70 238H71V239H70ZM98 238H99V239H98ZM126 238H127V239H126ZM147 238H148L149 240H148ZM171 238H172V237H171ZM5 239H6V240H5ZM40 239H41L42 241H45V242L48 240V241L46 242L47 244L44 245L45 242H41ZM100 239H101V240H104V242L102 241V243H101V240H100ZM117 239H119V240L117 241ZM124 239L127 240L126 242H128V240H129L130 243L134 244V243L137 242V244H134L135 247H133L134 245H133V246H130L129 249H128V251H127V248H128V247H127V244H126V242H125ZM28 240H27V241H28ZM74 240H75V241H74ZM80 240H81L82 242H81ZM115 240H116L117 243L115 242ZM138 240H139V243H141V240H142V239H138ZM164 240H165V241H164ZM169 240H170V241H169ZM172 240L174 241V243H173ZM12 241H14L15 243L19 242L20 244L17 243V244L14 245V242H12ZM63 241H65V243L68 242L67 240H63ZM131 241H132V242H131ZM167 241H168V242H167ZM11 242H12V243H11ZM48 242H49V244H48ZM113 242H115V243H113ZM8 243H9V244H8ZM34 243H35V244H34ZM37 243H38V244H37ZM39 243H41V244H43V245H41V244L39 245ZM93 243H96V244H93ZM163 243H164V245H165V243H166L167 245H168V243H170V244L172 245V248H173L174 245H175V248H173V249H177V250H174V252H173V249L171 248V246H170V244H169V245H168V246H169L168 251H171V254H170V253L167 254V252H168V251H167V248L165 249V252H166V251H167V252L164 254V253H163L164 250L162 251V250H160V249L165 248V247L163 246L162 248H160L161 246H159V244H160V245H163ZM172 243H173V244H172ZM7 244H8V245L11 244V246H7ZM89 244H90V245H89ZM121 244H122V245H121ZM132 244H131V245H132ZM156 244H157V245H156ZM5 245H6V246H5ZM20 245H21V247H20ZM34 245L37 246V248H36ZM38 245H39V247H38ZM77 245H79V247H78ZM95 245H96V246H95ZM107 245H109V246H108V247H109L108 249H109L110 251H109V250L106 251V249H107ZM129 245H130V244L128 243V246H129ZM139 245H140V244H139ZM167 245H166V246H167ZM15 246H16V248H15ZM24 246H25V245H24ZM44 246H48V248H47V247H44ZM59 246H60V245H59ZM70 246H72V247L74 248V250H73V248H71ZM80 246H81V247H80ZM122 246H124V247H122ZM156 246H157V248H159V249H156ZM168 246H167V247H168ZM96 247H97V249H96ZM14 248H15V249L19 248V249H18L17 251H13V250H15ZM49 248H50L51 251L49 250ZM75 248L78 249V250L76 249L77 252H78V254L81 253V252H83V251H84V252L78 255V254H76V252H75ZM83 248H84V249H83ZM85 248H87V249H85ZM111 248H112V247H111ZM119 248H120V249H119ZM121 248H122L123 250H121ZM131 248H135L134 250H132V254H133V251H135V253H134V254H135L134 257H135V256H138V257H140V258L135 257L136 259H134V257H133L132 254H131V255H130V253L128 254L129 250H130V252H131ZM138 248H139V249L141 248L142 251L138 250ZM3 249L6 250V252H3ZM8 249H9L10 252L7 251ZM10 249H12V250H10ZM23 249H25V251H23V253H26V255H27L28 257H32V256H33L32 254L35 255V253H33V252H32V254H31L30 251L28 252V253H30V254H28V253L26 252V251H28V248H27V247H25V248H23ZM23 249H22V250H23ZM26 249H27V250H26ZM39 249H40V248H39ZM44 249H46V250H44ZM47 249L49 250L48 253H46V251H48ZM79 249H80V250H79ZM136 249H137V250H136ZM143 249L146 250V252L148 253V255H147V254H142V253H144V251H145V250H143ZM37 250H38V249H37ZM37 250H36V251H37ZM65 250H66V251H65ZM87 250H88V251H87ZM94 250H95V251L97 250L98 252H97V251H96V252H97L98 254H96V252H95ZM102 250H101V251H102ZM151 250H153V257H151V254H152V251H151ZM11 251H12V252H11ZM36 251H35V252H36ZM41 251H42V252H41ZM116 251H119V252L121 251V252H120V255H121V256H120V255L118 254V252H117L118 257L120 258V261H121L120 263L118 262V257H115V254H114V253H116ZM123 251H125L126 254L129 255V258H130V257L132 258V262H131L130 259L128 260V258H127V261H125V260H126V258H125L126 256H125V257H122V256H123L122 254L125 253V252L123 253ZM150 251H151V252H150ZM156 251H157L158 253H157ZM177 251H178V252H177ZM13 252H14V253H13ZM64 252H66V255H69V254H70L71 257H70V256L67 257L66 255H64ZM73 252H74V253H73ZM93 252H94V255L96 254L95 256L93 255ZM137 252H139V254H138ZM140 252H141V254H140ZM9 253H10L11 255H10ZM23 253L20 254V256L22 255V257H20V258L18 257L20 260L17 258L16 261L19 260V261H20L19 264H22V263H23V264H32V263H33V264H34V261H35V260L33 261L34 258H30V259L28 258V259H29V262H28V260L26 259L27 256H26V258H24L25 256L23 255ZM36 253H37V252H36ZM67 253H68V254H67ZM102 253H101V255H102ZM149 253H150V254H149ZM160 253H162L161 256H162V255H163V256H165V255H168V256H169V255H170V258H171V259L167 256V258H169L170 260L167 259L166 257H163V258H165V259L161 260L162 257L160 256ZM176 253H177V254H176ZM259 253H260V252L254 253V256H253L254 259H252L253 257H252V258H251V257H244V258H247L249 261H250V260L254 261V260L258 257V260H261V259H259V256H260V258H261V253H260V254H259ZM5 254H6V255H5ZM54 254H55V253H54ZM87 254H88V255H87ZM106 254H105V255H106ZM110 254H112V256L114 255V257L111 258L112 256H110ZM136 254H137V255H136ZM29 255H32V256H29ZM74 255H75L76 257H75ZM77 255H78V256H77ZM97 255H98V256H97ZM128 255H127V257H128ZM140 255H143V258H142ZM144 255H145V257H144ZM158 255H159V258H160L159 260H161V261H159V260L157 259ZM175 255H176V256H175ZM220 255H221V257H220ZM255 255H256V256H255ZM55 256H56V258H55L54 260H56V261H54V260L52 261V258H54ZM62 256H64L65 259H63ZM96 256L99 258L98 260H96ZM116 256H117V255H116ZM222 256H223L222 254H218V258L216 257V260L214 259V260H215L214 263L216 264L219 260H222V258H223ZM5 257H6V258H5ZM34 257H35V256H34ZM57 257H60V258L57 260ZM69 257H70V258H69ZM121 257H122V260H121ZM174 257H177V258H174ZM1 258H0V259H1ZM21 258H22V259H21ZM35 258H36V257H35ZM66 258H67L68 260H67ZM80 258H81V256L78 257V259H80ZM83 258H82V259H83ZM94 258H95V259H94ZM101 258H102V259H101ZM116 258H117V259H116ZM123 258H124V259H123ZM25 259H26V260H25ZM73 259H74V260H73ZM107 259H108V258H107ZM113 259H114V260H113ZM139 259H140V260H139ZM155 259L158 260L159 262H157ZM166 259H167V260H166ZM173 259H174V260L177 259V261H174ZM200 259H201V258H199L198 261H199ZM206 259H207V257L204 258V259H202V260L205 261ZM218 259H219V260H218ZM21 260H22V262H21ZM66 260H67V261H66ZM86 260H87V259H86ZM86 260H84V261L82 260V261H81V259H80V261L82 262V264H84ZM90 260H89V261H90ZM92 260H94V261H92ZM103 260L105 261V259H103ZM112 260H113V261H112ZM146 260H147V261H146ZM154 260H155L156 262H155ZM165 260L168 261V262H166ZM202 260H201V261H202ZM217 260H218V261H217ZM245 260H246V259H245ZM16 261H15L14 263H16ZM30 261H31V262H30ZM73 261H74V262H73ZM76 261H77V262H75V263H77V264H78V263L81 264L80 262H78L77 259H76ZM87 261H88V260H87ZM87 261H86V263H87ZM106 261H105V262H106ZM129 261H130V262H129ZM136 261H135V263H136ZM150 261H149V263H150ZM173 261H174V262H173ZM194 261H196V262H194ZM208 261H209V264H213V259L208 258V259H207V262H208ZM43 262H44V263H43ZM70 262H71V263H70ZM128 262H129V263H128ZM163 262H164V263H163ZM165 262H166V263H165ZM171 262H172V263H171ZM182 262H183V263H182ZM182 262L179 263V264H185V263H186L185 260H183ZM193 262H194V263H193ZM207 262H204V263H207ZM211 262H212V263H211ZM14 263H10V262H9V264H14ZM47 263H48V261H47ZM86 263H85V264H86ZM91 263H88V264H91ZM108 263H105V264H108ZM113 263H112V264H113ZM142 263H143V262H142ZM142 263H141V264H142ZM149 263H148V264H149ZM202 263H203V262H201V264H202ZM16 264H18V263H16ZM60 264H61V261H60ZM93 264H95V263H93ZM133 264H134V263H133ZM143 264H144V263H143ZM150 264H152V263H150ZM191 264H198V263H197V260H195V258H192V260H191ZM199 264H200V261H199Z\"/></svg>",
    "mask_w": 264,
    "mask_h": 264
}]
</instances>
